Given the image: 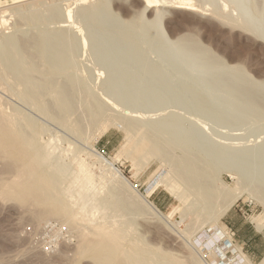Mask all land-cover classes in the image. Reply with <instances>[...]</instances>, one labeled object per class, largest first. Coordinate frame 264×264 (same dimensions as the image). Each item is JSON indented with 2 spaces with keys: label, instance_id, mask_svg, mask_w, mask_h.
<instances>
[{
  "label": "rangeland",
  "instance_id": "1",
  "mask_svg": "<svg viewBox=\"0 0 264 264\" xmlns=\"http://www.w3.org/2000/svg\"><path fill=\"white\" fill-rule=\"evenodd\" d=\"M14 1H17V0H0V10H1V8L4 9L5 7L8 9V6L10 5L9 7H12L10 9L13 10V11L12 10L11 11L13 13H15L16 10H17L16 8H18L17 5L19 7H20L19 4H21V3H22L21 4L22 6H25L26 4L30 5V3H32V1L35 2L36 0H27V3L25 1L24 3L23 2H20V3H14V5L11 4ZM39 1L40 0H37V2H35L36 4L35 3L34 4L32 3V4L37 7V4H39ZM49 1L50 0H41L40 3L42 5H44V7H45L46 5H48ZM89 1L93 5H97L98 3L99 4L103 3L102 4V8H103V6L105 8H103L104 10L103 9H100V11L101 12H105V10H106V12L104 14L100 12L101 14H100V18L99 19L101 20L104 17L103 19H105L104 21H105L106 24H104L103 20H101L100 22L102 24H104V28H105V26H108V27H106L107 28L106 30H108L109 33H107L106 30H105L106 31L105 32L104 29H103V30H101L99 32L100 34L98 33V35H97L98 38L99 37L101 38V40L99 39L100 42L99 43L97 42V43L100 44L101 42H103V46L104 47H103L102 52L104 51L105 53L104 52L103 53L105 55H107L108 57H109V55H112V54L114 55V54H117L118 53V54H120L119 56L117 55L119 57V59L122 56L124 60L122 58L120 60H122V62H125L126 64L124 63V65H121L123 63L120 64L121 61L119 59L116 60L118 57L116 58V56L114 57L113 55L111 56V59L112 60L109 58V63L112 64L114 62V60H116V62H117L116 63V66L117 67H120V68H123V69H120L119 68L121 71H126L128 69H131L132 71H134V70H136L138 68L137 71L141 70L142 72L140 71L139 73H142L143 75L146 74V76L148 75V73L150 72V70H152L151 71V73H152L151 76L148 75L149 78L150 77L152 78L153 76H154L153 78H155V75H153V74L155 72H158L159 71V70L151 69L152 67H154V63L157 64V65H155L154 68H157L158 67L160 69V71H163L161 73L158 72V73H160V75L157 73L159 75V79L157 81L155 80L157 83L153 80V82H155L156 84L153 86V90H151V91H149L151 89V87H150L151 85L150 84H152V82L149 83V81H151L150 80L151 78L148 79V77H147L146 78V79H148V81H147L146 79H144V76L142 74L140 75L139 73H138L137 76L140 75L142 77L139 76V81H137V80L136 81L139 82V83L141 82L140 85L135 82V79H138L137 76H135V79L132 78L134 80H132L131 78H128V79H131L132 80V81L129 80V82H128V79L127 78H123V77H121L120 79L118 78L119 81L122 80V82H124V79H125V82L124 83H122L121 81L120 82L117 81L118 79L113 80L114 81L113 83L110 80L111 82H109V83L110 84H113V85H114L115 82H117V83L119 82V84L122 83L120 86L125 85L124 86L125 89L127 88V86L130 87V89H131L133 87V83H134L135 86H137V87L134 86V88H132V91L135 90V89H140V90L145 89V90H147L146 93L143 92L145 90H142V91L137 90L138 92L135 91V92H137L136 95H134L135 94V92H134V94H133L134 96H132V93L133 92L130 93L131 90L128 89L125 92L123 91L125 93L124 95H122L123 92H120L117 95L118 97H122V99L120 98V100L122 102H124V103H126L128 101V104H131L132 102H134V103H132V105H134V104L135 105H138L137 102H138V100L141 99L140 101H142V102L139 101L138 102L139 105L144 104V106L147 105V107H148V105H150V104H148V102H151L152 104L148 108L151 109V110L153 108L154 111L152 110L153 111L152 112V111L148 110V108H147V110L150 112V114H154V115L147 116L146 119H145L146 121L143 119L144 122H146V123H148L149 121H157V122H159V121H161V120L164 119L163 120L164 122H162L161 126H163V128H165V129L167 127V131L165 129L164 130L166 132H168V129L170 128L171 129V130H169L170 136H171V133H172V130L173 129H174V131L177 130L178 133L176 134V137L178 136V138H180L184 143H186V142L189 143L190 142L188 144L189 146H187V147H190L191 146L188 149L191 150V153L190 154H192V155H193V153H197L198 155H200L199 152H203L204 149L207 146H209V144H212L213 145V143H210L209 142L211 140H214L213 142H214V144L216 146H219L218 144H220V147H218V148L215 145H213L212 147H215V149H216L215 151H217V149H219V148H220L219 151H221V149L224 150V151H222L223 153L220 152V153H222V156L225 153L224 154L225 156H227V157H229V158L232 159V160L230 159V162H228L227 165H229L230 163L233 162L232 164H233V167L234 168H238L239 167V169H240L242 167L243 170L242 169L241 170L244 172V174H246L248 176V178H251L252 177L249 180L248 179L245 180L247 178V176H246L244 178L245 181L248 182V181L251 180L250 182L252 183L253 182V179L254 178L257 179V177H258L257 180L254 179L253 184H251L249 182L247 184L248 186L246 184H244L245 186H243V187L244 188H247L248 190H251L250 191L251 193L254 192L253 195H255L256 198L261 197V195L259 196L258 194H261L260 187L262 185L264 187V181L260 179V178H263L264 177V172L262 173V171H264V170H262L264 168V166L262 165V164H264V161H263L264 160V155H263L264 154V152H263L264 151V148H263L264 147V143H263L264 142V139H263L264 138V104H263L264 102H262V101H264V89H263L264 88V44L258 42L255 37H256V35H258V36L261 35V37L263 36L262 38H264V0H192L193 2H195L196 5L198 4V6H202V8L206 9V11H204V13H206L208 15H203V16L200 15L198 12H190V11H185V10H175V9H172L171 6H170L171 8L169 6L168 7H164V6H167L168 4L167 5L166 4L165 5H162L161 4L162 3L161 0H158V1H160L158 3V4H160V6L157 4L154 7H151V8L146 9L145 11H142V7H141L142 0H101V1H104V2H101L100 0H94V1L92 0L93 3H92L91 0H89ZM28 2H30V3H28ZM70 2H72V0H70ZM79 3H80V1L77 2V4H79ZM28 5H26V6H28ZM73 6H78V5H74L73 4ZM10 9L7 10L3 14L0 13V16L2 17V18L0 17L1 18L0 21L2 20V21L5 22L3 25H2V23H3L2 21L0 23L1 24V27H2V28L0 27V37L3 36V34L1 35V33H3V32L5 33V31H7L8 34L9 33L10 34H15L16 33L20 38H24V39L25 38L26 39L29 38L30 39V38H32V36L35 35V31H36V34H37V32H39L38 30H40L42 32L43 31H47V30L48 31L49 30L50 31L54 30V28H50L51 26L53 27L52 24L50 26H48L49 28L47 27V24L44 21L46 19L44 17H42V16L39 17V18H42L41 20L39 18L38 19L36 18L35 21H34V25L36 26V24H37L38 27L37 26L34 27V25L31 24V23H28L29 25L28 24H25V23L22 24L23 22L21 23L20 20L18 19V15H17L18 13L17 12L15 13V15L12 14V13L9 14L8 11H10ZM107 10H109V11H107ZM75 12H76V9H75ZM106 13H107V15H106ZM7 14L10 15V16H8ZM77 14H76V17L78 18V21H80V23L83 21V24H82L83 27L85 25L87 27V22H86L87 19L86 18L84 19V17L79 16V13H77ZM102 14H103V16H102ZM5 15H7L6 18H5ZM13 15L15 17H17V19ZM114 15H116L118 17V19ZM112 16H114V17H112ZM79 17H81L80 20H79ZM105 17L107 19H110V20H107ZM115 18H116V20H114ZM154 18H156L157 20L154 19ZM5 19L6 20L9 19V20L6 21ZM36 20H38V21H36ZM133 20H134L135 23L133 22ZM42 21H44V22H42ZM114 21H116V24L115 25H114ZM118 21H120V22H118ZM144 21H145L146 24L144 23ZM150 21L151 22L157 21V22H153L151 24ZM6 22H7L8 25L6 24ZM35 22H37V23H35ZM125 22H126L127 25L125 24V26H124L123 23H125ZM227 22H229V23H227ZM117 23H118V27L121 30H124V29L125 30H124V33H121L123 31H121L118 28L119 29V33L116 34V37H115L116 40H114L115 38H113V40L116 41V42H114L111 39L112 37L110 36V29L113 28L112 25H114V27H115L117 25ZM133 23L135 24V26H134ZM156 23H158L159 25L156 24ZM241 23H242V25H241ZM237 24H239V25H237ZM17 25H18V27H17ZM109 25H111V27ZM120 25H122V26H120ZM131 25L134 26L133 27L134 30L132 29V26ZM148 25H149V27H148ZM19 26H20V28H19ZM154 26H155V30H154ZM251 26H253V27H251ZM44 27H46L45 28L46 30L44 29ZM121 27H123V28H121ZM125 27H127L128 30ZM139 27H141L140 28L141 30H139ZM243 27H247L248 30L250 29L249 30V33L251 35L250 34H247V32L245 33V31L243 30ZM21 28H23L24 30L21 29ZM108 28H110V29H108ZM143 28L146 29V30H143ZM149 28H151V30ZM56 29L57 28H55V30ZM84 29H86L85 32H87V28L84 27ZM137 29H138V31H137ZM2 30H3V32H2ZM18 30H20V32H22L21 34H23L24 36H22L21 34H19L18 33ZM25 30L26 31L28 30V31L26 32ZM129 30L133 33L132 34L130 32L132 35L129 34ZM153 30H154V32H153ZM252 30H254V31H252ZM126 32L129 35H127ZM252 32L255 35L252 34ZM143 34L144 35L146 34L145 37H144ZM4 35H7V33H5ZM27 35H29V37ZM107 35H109L108 36V38L110 37L109 39L106 37ZM142 35H143V37H142ZM147 35H150V36L147 37ZM152 35L155 36V38ZM157 35L159 36V38L160 37L161 38L160 39L157 38L158 37ZM119 36H120V38H119ZM126 36L128 38L131 36L130 37L131 39L134 37V39H132V40H135V41H131L130 38L127 40V37ZM135 36H137V37H135ZM138 37L140 39H138ZM178 37L181 40H178ZM98 38L96 39L97 41H98ZM92 39H93V36H92ZM150 39H152V40H150ZM158 39H159V42L160 43L162 42L165 45L163 46V44H160L158 42ZM185 39H192L191 41L197 42V43L194 42L195 45H196V49L198 50V52L196 51V53L199 54V52L201 50V53L202 52L205 53V56L206 57H204L203 54H202V56H200L201 53H200V55H197L195 53V51H193L194 54L192 53L193 57H192L191 54L190 55L188 54L190 56L189 57L186 54V52L189 51L187 49H190V48L185 47L186 44L183 43V41ZM91 40H89V44H97V43H95L96 42L95 39H93V41H91ZM109 40H111V41H109ZM118 40H120V41L118 42ZM153 40H156V41H153ZM128 41H129V43H128ZM148 41L150 42V44L148 43ZM165 41L168 42V43H166ZM113 42L114 43L123 42L124 44L126 43L125 46H124L125 48H123V44L122 43L119 44V46H118V44H112ZM142 42L145 43V45L144 44L142 45ZM153 42H154L155 45H153ZM133 43H135V46H134ZM108 44H110L111 47ZM177 44L180 45V46H177ZM183 44L185 45L183 47L186 48V50H183V47H182ZM136 45L138 46L139 50L137 49V46ZM147 45H149L151 47H149ZM152 45L154 47L153 49H151L152 48ZM199 45H201V46H199ZM155 46H157L156 47V50L157 51H158V48L160 50L158 53H157V51L155 52ZM162 46L163 47L168 46L170 48L175 46L176 49L179 48L178 49L179 51L176 50L175 48H172V49L175 50V52H174L173 50H171L168 47H165V49H166L165 50V49H163ZM197 46H199V47H197ZM134 47H136V48H134ZM200 47H202V48H200ZM203 47L205 48V51L203 50L204 49ZM126 48H127V50H126ZM145 49L147 51H145ZM88 50H86L85 56L84 55H81V53L80 54H77V53L75 54L74 53L76 56L72 55L73 56L72 57L73 61L76 62L75 60H77V62L74 63L72 61L74 65L72 66L71 71H73V72H75L77 74L83 73V74H80V75L81 76L84 75V79L80 75L78 76V78L80 80L79 81V85L80 86L82 85L81 86L82 88L79 86L80 88L78 87L76 89V91H75V89L73 90L74 93H72V95H71L72 97H70L71 98V102L73 103L72 104L73 106L72 105L70 107L68 106L69 108L64 107L62 110H61V107L57 106V104H58L57 102L59 101L58 99L60 98V94L59 93L54 92L53 94L47 95L48 97L50 96L49 98H53V99H49V98H47L46 95H43L44 97H42V101L43 102L45 101V103H42V104H44L45 107H41V109H40L38 107V105H36L37 104L35 102L36 100L35 101L34 100H31V99L30 100H27L28 98L26 99V98L23 97L24 96L23 93L25 91L24 90L25 89V85L23 83H21L22 82V80H21L22 78L21 77H18L17 78L14 75L12 76L11 74H9V75L6 74V73L4 74V72L2 71V69H0V109H1V114H2V115L0 114V125L3 126V128H4V125L6 126V123L4 122L5 121L4 119H7V118L13 119L12 122L15 125L12 124L14 127L12 125L11 126L13 127V130L14 131L17 130L18 132H15L14 133L13 130H12V135L19 136L18 134H21L22 133V135L30 137L31 140L34 142V144L36 143V145H37L39 143L38 145H39V147L40 146L41 147L39 148L38 152L40 154L45 153L44 154L45 156H48V157L50 156L49 163L43 164V168L48 173H53V172L56 173V178L55 179L58 181V182L56 181V185L57 186L59 185L56 188H58V189L61 188L62 190H65L69 185H71V186H69L70 188H67L64 191L66 193V195H65V193H62L64 195H62L60 193L62 196H65V197H63V199L64 198L67 199V200L64 199L67 202L68 199H69V196L71 197L72 194L74 196V193H75V195L77 197H79V199L78 198L76 199V200H78L77 202H79V201L80 202L77 205L75 204L77 207L75 205H73V207H75V208H73V210L74 211L76 210V212L77 213L79 212L78 214H81V215L82 214H84V215L88 214V216H92L95 219L94 220L91 217L90 219L93 222L91 220L89 222L88 220H86L88 217L87 218H84L85 221H86V223H84L85 221L82 222L81 220L80 221L78 220L80 223L77 220L76 221L75 220L74 221L72 220L74 222V223L72 222L73 224L72 223L66 224L68 222H66V221L64 222V217L65 216L62 218L61 215H59V214H57V215H59L60 217L57 216V215H56V217H55V215H53L51 217L41 216V218L38 219V213L40 211L42 213L45 212L44 211V210H46L45 208H43L44 210H41L42 208L39 210V208H40L39 206H41V205L38 204L37 202L35 204V201L34 200H32V202H31V200L29 201L27 199V201H26V200L23 199V201H22V200L18 199L15 196H9L7 194V190L11 186V183H10L11 180H14L15 179L14 178L15 175H18V173L20 172V169L22 171V169L24 167H19V166L22 165L21 162H19V161L18 162L13 161L12 158L8 157L9 154L7 153V151H5L4 149H1V147H0V264H106V263L118 264L117 263L118 262V259L121 256L120 255L118 257V255L121 254V253H124L122 251H120L121 253L118 252L119 254L117 253V255L115 257H113L114 259L113 258L112 259H109L111 262L110 261L109 262H106L107 261L106 260L105 262H102V263L101 262H97V260H95L93 258V256H91V255L90 256L87 255L88 256L87 257L86 255L78 254L80 252L78 251V244L77 243H79V242L81 243L83 240L86 239L85 237H88V236L91 235L90 234V230H89L90 229L89 227H90L91 222L92 223H95V222H97V223H102V222L106 223V222H110V221L112 222V224H114L117 221H118V224H119L120 221H121L120 225L124 223L123 224L124 226H122V225L121 226L124 227L125 231H127V233L126 232L125 233L128 236V239H130L132 237L130 240H132L134 238L137 242L140 241V243H142V244H143V242H145L144 244H145V246H149L148 248L147 247L146 248L149 251L151 250L150 252H152L153 250H156V251H153L151 253V255L149 254L151 257H153V258H150V259H153V260H151V262L154 263V264H156V263H158V264H165V262L169 259V257L171 259V261L169 262L170 264H175V263L177 264L178 262H180L181 264H195L196 263L195 261H197V262L200 261L199 263H201V264H228V263L229 264H231V263L238 264L237 263V260L233 259L234 257H232L234 255H231V254H229L227 256L225 255V253H226L225 248L226 247L225 248H222L221 247L223 250H225L223 253H222V251H221L220 248H216V251H217L218 255H217L216 260H214V261L211 259V257H209L208 254L210 252L206 250L207 248H205V249L203 248V251H202L203 254L199 251V247H198L199 244H203V242L205 243L208 240L209 236L212 235V230L210 229L209 226H207L208 225V223H207L208 220L206 218V214H203V215L201 214L202 212H204V210L206 209L207 206L204 203H203L204 205H202V202L201 201H198L193 196V194H191L190 192L189 193L192 195V196H190V198L192 200L189 199V197H188V195H190V194H187V197H188L187 198V201L184 200V203L180 201L181 204H180L179 200L175 199L172 196V194H170L165 189L164 186H158L154 191L148 193L147 198L150 201H152L161 210V212H163L166 215H170V213H172L170 215V224H171L170 227H173V228H171L173 230L172 231L171 229L168 228L170 224H168V226H167V223H165L163 221L159 222L158 220H155L154 218H151V216H148V215H145L144 213H142V211L140 210V207H138V205H136L137 198H136V200H135V198L133 199V197H135L136 194H134V196L132 194H130V196H129V193L130 192L128 193L126 190H123V188L120 187V189H122V191H124V192H121V190L118 188L119 184L118 185H115V183H117V182L116 181L114 182V180H113L114 184H113L112 181L110 182V180L112 178L109 175H108V177H110L111 179H109L107 177L105 179V176H104L103 172L100 171L99 168H97L95 166H92V168L90 167V171H91V173H93V183H92L93 185L88 186L87 190H89V192L86 190V188L83 189L85 191H81L82 189L80 190L78 188V186H77L76 183H75L76 185L72 183L73 177H74V175H73L74 173L73 172H75L74 171V169H75V164H74V160L75 159L74 158H76V157L74 155L77 156L76 159L81 158L83 161H85V163L91 164V162L93 161V159L87 154V153H90V147L91 146H93L100 153L101 152H105V154H102V153L101 154L105 158H107V159L114 158L116 155H119L121 161L120 162H117L116 163V166L121 170V172L125 175V177L128 178L135 185L138 193L141 194V195H146V192L148 191L149 185L151 183H153L155 180H157L159 177H162L164 175H167L170 178H171V176L174 178V176L176 174L173 173V172L178 170V168H176V165H175V163H176L175 162L176 161L175 159H177V157H178L177 155L178 154L174 150H169V149L168 150L165 149L166 151L165 150H162L163 151V152L161 151L162 153L158 152V155L160 154V156H158V155L156 156L155 155L153 158L150 157L151 159L149 158V161H146L145 158L142 159L141 157H139L140 159L137 158L136 160L134 158L129 157L130 154L128 152L124 153L123 150H120L121 145H122L123 133H122V131L118 130L116 126H114V127L111 126L108 129H106L104 132H100V131L99 132H96V135L95 136L92 135L94 133V130L96 129V125H98L99 122L101 121V118L100 117H96V116H92L90 110H91V106H92L93 102L96 101V98L99 97L98 91H101V87L105 83L103 79L102 80H96V79H94V75L92 74V72H94L93 70L95 69L96 65H98V64H99L98 65L99 67H102V66L105 67V65H108V60H107V57L105 55L103 56V53H102L101 55L103 56V60H101L102 58H100V60L102 62L104 61V64H105V65H102V62L98 58V56L100 55L101 51L98 54L95 52V54L98 55V56H96V55H94V54L91 53V52L94 53V50L93 51H91V49H88ZM150 50H151L152 53L149 52ZM153 50H154L155 53L153 52ZM109 51L111 53H109ZM139 51H141V52H139ZM172 51H173V53H172ZM176 51H178V52H176ZM210 51H211V53H210ZM180 52H184L185 54L184 53L183 54L181 53V54L184 55V56H186V57L188 56L187 59H189V60H187V59L186 60L189 61V63L192 62V60H194L193 61L194 63H190L189 64L190 66H192L193 64H196L198 62V65L196 64L197 65V67H196L197 69L195 67H191V68H193V70L192 69L189 70L188 68L185 69L186 68V65H187V67H189V66H188L187 62L184 60V58H186V57H183L180 54ZM191 52L192 51H190V53ZM131 53H133V56H132ZM135 53H136V55H137L138 58L135 56ZM139 53H142V56L141 57H140L141 54H139ZM177 53L180 54L181 57H183V59L180 60L181 57L179 55V57H180L179 58L178 55H177ZM172 54H174V56H176V57H173ZM206 54H208V55H206ZM211 54H214V56L215 55L216 56L214 58H212L213 55H211ZM79 55H81V56H79ZM101 55L99 57H101ZM143 55H145V56H143ZM168 55H169V57H168ZM77 56H78V58H77ZM131 56L133 57V59H134V56H135V59L136 60L135 59H134V61L132 60L134 63L130 62L131 61ZM207 56L209 58L211 57L210 58L211 59V63H210V59ZM83 57H85L86 59L83 58ZM104 57H106V59ZM143 57L144 58L147 57L148 59L147 58L144 59ZM170 57L177 58V59L179 58L180 65L177 64L178 62L175 59L176 61L175 60L173 61V63L174 62L175 63L174 64L173 63H170V66H169V63H168L169 60L168 59ZM200 57L201 58L204 57V61L202 59L203 62L200 61V63H199ZM192 58H194V59H192ZM217 58L220 59V62H222L221 60H223V62L222 63H219V59H217ZM138 59L142 61V64H141V62L139 63L141 66L140 65H136V63H138V62L135 63V61H137ZM110 60H111V62H110ZM145 60L148 61V64L150 63L149 61H153V62L148 65V64L145 63ZM171 60H170V62H171ZM195 60H197V62H195ZM156 61H157V63H156ZM163 61H166V62L163 63ZM180 61H182L185 64V66ZM205 61H208V63L205 62ZM106 62H107V64H106ZM159 62H160V64H159ZM217 62H218V64H217ZM77 63H79V64H77ZM128 63L130 64V66H127ZM213 63H215V65L217 64L216 65L217 67L220 66L218 68V72L221 71L220 74H222V73L224 74V72L226 74H229V75H226L225 74V76L228 78V80H229L228 82L229 83H231V81H232L231 84H229L228 82H226L227 78L225 76H223V75L221 76L219 73L216 72L217 69H215V68L213 69L212 68V67H215V65ZM85 64H87V65H85ZM158 64L161 67L162 66H164V67L160 68V66H158ZM172 64H173V66H172ZM175 64L181 67V71H180V69H178V72L180 71V75H181V72L183 73V75H181L182 78H180L181 76H179V73L177 72L176 67H178V66L174 67ZM199 64H201V66H199ZM209 64L210 65L211 64L213 65V66L211 65L212 66L211 67L212 70H214V71L216 70L215 72L211 70V73H213V75L211 74L212 76L210 75V72H208L209 76L207 74V71L210 70L209 69V66H210ZM229 64H231V65H229ZM233 64H236V65H238V64L241 65L242 64L241 65V68H242L243 71H241L238 67L235 68L236 65H233ZM147 65L149 66V68H148ZM150 65H153V66H151V68H150ZM221 65H222V67H221ZM227 65L229 67H226ZM98 66L96 68H98ZM145 66H147V68H146L147 70L149 69L148 71L145 69ZM140 67H142L143 69L140 68ZM168 67H170L171 72H170V70H169ZM180 67H178V68H180ZM203 67L204 68L206 67V68L204 69ZM76 68L78 69L77 71H76ZM84 68H86V69H84ZM133 68H135V69H133ZM172 68H173L174 71L176 70L175 72L177 74L176 73L175 74L178 75L177 76L178 82L175 79L176 78V75L174 74ZM182 68L184 70H186V71L187 70L190 71L188 73H190L192 75H190V74L188 75V73L184 74L185 71L183 72V69ZM167 69L169 70L170 74L173 72L172 75L174 77L171 76L169 74V72L167 73V71H168ZM90 70H91V74L89 73ZM194 70L195 71L197 70L196 72H198V73H196ZM205 70H206V72H205ZM223 70H228L229 73L226 72V71L222 72ZM233 70L235 71V74L236 73H238V74H236V75L233 74ZM238 70H240L243 73L239 72ZM145 71L148 72V73H146ZM153 71H154V73H153ZM201 71L202 72H205L207 75L205 73H202ZM230 72L232 74H230ZM134 73H135V71H134ZM166 74H168V77L170 79H167V80L165 79V78H167V75ZM199 74H202V75H200L202 77H200ZM214 74H216V75H214ZM239 74H242V75H239ZM158 75H157V77H158ZM184 75L187 76V78ZM194 75H195V77H193ZM161 76H162V78H161ZM203 76H206V78L203 77ZM218 76H220L221 78L219 79ZM233 76H236V78L234 77V79H233ZM12 77H13V80H12ZM222 77H223V80H224V78H226V80L222 81ZM241 77H243V78H241ZM245 77L246 78L249 77V78L247 80H245ZM19 78H20L21 81L18 80ZM80 78H82V80ZM160 78L162 79L163 82L168 83V85L166 83H163ZM179 78H180V82H179ZM200 78H201V80H200ZM210 78L211 79L213 78V79L211 80ZM239 78L240 79H243V81L240 80ZM85 79H87V80L85 81ZM90 79H92V80H90ZM141 79H144L145 81H147V82H145V84L147 83L149 86L147 84L144 85V80L142 82ZM155 79H157V78H155ZM190 79L191 80L194 79L195 80V81H193L194 83L192 81H190ZM204 79L205 80L207 79V81H205ZM182 80L185 81V84H183L184 82ZM187 80H188V82H187ZM248 80L251 83L250 82H247ZM174 81H175V83H173ZM14 82H15V85H14ZM18 82H19V84H18ZM170 82H172V84ZM198 82H199V84H198ZM233 82L234 83L236 82V84H238V85L240 84L242 86H239V87H238V85L235 86V84ZM208 83H210V84H208ZM215 83H216V85H215ZM227 83L229 84V86L230 85L231 86L229 87L227 85ZM241 83H243L244 85L241 84ZM247 83L248 84L250 83L252 85L249 84L250 85L249 86ZM255 83H256V85H255ZM257 83H259V84H257ZM159 84L162 85V87ZM165 84H166V87H168V89L166 87H164ZM176 84H179V85L177 86ZM186 84H188V86L191 89L189 87H187ZM194 84H195L196 87L193 86ZM96 85H97V87H96ZM116 85L119 86L118 84H115V86ZM141 85H143V86H141ZM169 85H172V86H169ZM173 85H175L176 87L173 86ZM207 85L212 86V89L213 90L212 89H208L209 87ZM246 85H248V87ZM22 86H24V88H22ZM138 86H140V87L138 88ZM179 86H180V88L182 87L180 90L183 89V91H181V93L179 92V89H178ZM197 86H199V88ZM200 86H202L201 88L205 89V91H206V88L205 87H208L207 88V91H206L207 92V95L210 94V95H208V97L213 96L215 98L214 99L212 97V99L210 101L216 100V102L218 104L217 103H214V102H211V103L214 104V105L215 104H217V105L220 104L219 106L221 107V109H218L219 108L218 106L215 107L211 103H210V105L213 106V109L215 107L216 110H220V112H218V111L216 112L215 109H214V111H213V109L212 110H209V109H211V106H209V107H206V108L211 113L209 111H207V109L205 110L204 108H202V111L203 110L205 111V112L203 111V114H202V111H200L199 107L202 106L201 103H203V102L201 101L200 102L201 105L198 107V105L195 104V103H197V102H195V101H197V99L195 98L196 99L195 100L194 98H192L195 95L196 97H198L199 100H200V98L202 100L203 96L206 95L205 94L206 92L204 93V90L202 92V90L200 89ZM163 87H164V89L166 88L165 90H168V91L164 92L165 90H163ZM172 87L175 88V89H178V91L177 90H173V91H175V92H173L174 96L176 95L175 93H177V98L182 99V101H184V97L186 96L185 97V99H186L185 100V103H187V104H184V102L182 103L181 100L176 99L175 97L173 98V100L171 99V96H173V95H171L172 94V92H171L172 89H170V88H172ZM193 87L195 88L194 91H193ZM214 87H217V88H214ZM249 87H250V89H249ZM251 87L253 89H255V90H253ZM196 88H198V89H196ZM225 88H227L228 90L225 89ZM236 88H238V89H236ZM244 88L247 89V92H246L247 94L251 93L249 95L245 94L246 97L247 96L250 97V98H247L248 100L245 99L246 98L244 96V93L245 92L242 94V91L245 90ZM187 89H188V91L186 92ZM92 90H93V92H92ZM158 90H159V92H158ZM189 90H191V91L189 92ZM208 90H210V91H208ZM216 90L218 92H216ZM220 90H222V92H220ZM152 91L156 94L155 95V94L152 93L156 99L153 97V95H150ZM160 91H162L165 96L163 95L162 92L160 94ZM169 91L171 92L170 97H169V95L166 96L169 93ZM227 91H228V93H227ZM139 92H141V94ZM142 92H143V94H142ZM201 92L204 93V94L202 95ZM208 92H210V93H208ZM256 92L257 93L259 92L260 95L257 94ZM128 93H129V95H128ZM148 93H149V96L150 97L147 96ZM182 93L184 94V96H182L183 95ZM186 93H188V94L190 93L189 95L190 96L193 95V96L190 97ZM222 93H224V94H222ZM231 93H233V94H231ZM179 94L183 98L180 97ZM198 94L200 96L201 95L202 96L200 97V96H198ZM228 94H230V95H228ZM51 95H52V97H51ZM127 95L128 96L131 95V97L126 98ZM142 95L145 97V100L147 99L146 101H143L144 100L143 97L141 98ZM160 95L161 96L163 95V96L160 98ZM252 95H254L253 97H257L259 95L260 97L258 96V99H256V98H253ZM55 96H57V97L54 98ZM95 96H96V98H95ZM151 96H152V98L155 101L151 98ZM234 96L237 97V98H235ZM62 97H63V93L61 95V99H62ZM134 97H136V98L134 99ZM225 97H229V99L231 97H234V99L232 98V99H230L229 102H227V99ZM251 97H252V99H251ZM125 98L128 99V100L127 101L126 100H123ZM131 98L134 101H130ZM162 98H163V100L166 99L167 101L166 100L163 101ZM221 98H223L226 102H224V100H222ZM242 98H243V100H242ZM55 99H57V101ZM158 99H159V101H157ZM219 99H221V100H219ZM249 99H251V100H249ZM152 100L154 101V104H153V101ZM188 100L192 101L193 103L190 102V101H189L190 103H188ZM199 100H198V103H199ZM252 100L254 102L257 101V100L258 101L255 102V103L252 102V104H250L249 106H252V105L256 104V105H254L252 107L255 108V109L258 107L257 108L258 111L261 110L260 112L263 114V115L260 114V112H259V114H254V115H256V117L258 116L257 117L258 119L255 116H253V113H250V114L248 113L247 114V112L244 110V108L246 110L249 108L248 104L251 103ZM129 101H130V103H129ZM173 101H176L178 103L181 101L180 104H179V106H182V104H184V106L185 105H187V106H186V108L185 107L180 108L179 106H177L178 104L176 105L175 104L176 102H173ZM231 101H232V103H231ZM239 101L242 102V103H244V105L243 104L241 105V103ZM34 102H35V104H34ZM52 102L53 103L56 102L57 104L56 103L53 104ZM144 102L145 103L147 102L146 105H145ZM261 102H262V104H261ZM166 104H167V106H166ZM189 104H190V106L194 104L193 107L195 109L192 106H191V108H189L190 107V106H188ZM245 104H246L247 108L245 107ZM49 105H51V106L49 107ZM153 105L158 106V107L155 108V106H153ZM172 105H174V106H172ZM221 105H223V107ZM233 105H234L235 108L233 107ZM33 106H35V108ZM160 106L163 107V108H161L162 110H160V108H159ZM169 106L172 107V108H170ZM175 106H177L179 108L177 109V107H175ZM227 106L230 107V109ZM196 107H198L197 109L199 110V113L196 112V111H198L196 109ZM202 107H204V106H202ZM226 107L228 109H226ZM242 107H244V108H242ZM2 108L3 109L5 108L6 111L3 110ZM43 108H45V109H43ZM48 108H49V110H48ZM157 108H159V109H157ZM222 108H224V111L226 109V111L224 112L222 110ZM190 109L191 110L194 109L193 113H192V111ZM170 110L173 111V112L176 111V113L179 111L178 112L179 115H176V113L171 112L173 114H171L170 116H168L169 115L168 112H170ZM243 110H244V112H243ZM236 111H237V114L234 113ZM54 112L56 113V116H54L55 115ZM195 112L198 113L199 115H197ZM212 112L214 114L215 113L216 114L213 115ZM239 112L240 113H243V114H240ZM189 113H190V115H189ZM220 113H221V115L222 114L224 115L226 113V115H224L225 117L229 115L228 117L225 118L227 120L229 119V121L226 120L228 122V124L225 121L224 116H221V115L219 116L218 115L217 117H219V119H216L217 117L214 118V116H216L217 114H220ZM232 113H233V115H232ZM174 114L176 115L175 118H178V119H175L174 118V120H173V118L171 116L173 115V117H174ZM209 114H210V116H209ZM238 114H240L242 118ZM246 114L248 116H246ZM13 115H14V117H13ZM65 115H67V116L65 117ZM192 115H194L196 117H194ZM204 115H207L209 117V119H208L207 116H204ZM212 115H213V117H212ZM163 116H164V118H163ZM178 116H180V117L183 116L184 119L182 117L181 118L183 119V121L184 120L185 121L183 122L182 119L180 117H178ZM236 116H239L240 119H239V117L236 118ZM91 117H93L94 120ZM155 117H156V120H155ZM169 117H171L172 119L170 120ZM210 117H212L211 119L213 121H210L211 120ZM234 117L237 120L236 119L233 120ZM262 117H263V119H262ZM1 118H3V119H1ZM196 118H198V119H196ZM9 119H8V121H9ZM59 119H61V120H59ZM204 119H206L208 123ZM238 119L239 120L242 119L243 121L241 120V122L239 123V120ZM2 120L4 122V125H3V122H1ZM27 120L30 121V122L28 121L29 123H31L33 121L34 122L36 121L35 123L33 122L34 125H35V127H36V129H35V133L37 134L36 136H35L34 132L32 133V131H34V129H32V130L30 129L31 131L30 130H27V128H29V126H28L29 124H28ZM165 120H167V121H165ZM169 120L171 122L173 121V123H171L173 125L170 124L168 126L167 124H165L167 122L170 123ZM177 120L179 122L181 121V123L177 124V122H178ZM214 120H215V122H217V124L214 122ZM245 120H247V121H245ZM202 121H203V123H202ZM218 121H219V123L220 122L222 123L223 121H225V122L223 124H219ZM187 122L189 123L188 126L186 124ZM210 122L212 124L213 123L214 124L212 125ZM159 123H161V122H159ZM193 123H194V125H193ZM176 124L179 125V126L182 124L183 126L182 125L181 126L183 128H185L186 131H188V129H187L188 127H189V130L190 129H192V130H191V132L188 131V133L185 131V129L183 131H181V129H182L181 126H180L181 129L178 127V129H180V130H178L177 127H176L177 126ZM230 124H232V125H230ZM235 124H236V126H235ZM8 125H9V123H8ZM221 125L222 126L224 125L225 127L224 126L222 127ZM233 125H234V127H232ZM26 126H27V128H26ZM171 126L173 127V129L171 128ZM174 126H175V128H174ZM91 127H93V128H91ZM5 128H7V127H5ZM198 128H202V129H199L200 132H199ZM219 128H221V129H219ZM223 128H224V130H223ZM225 128H227V129H225ZM231 128H233V129H231ZM21 129L24 130V131L22 132ZM26 130L28 132H26ZM179 131H180L181 134L179 133ZM195 131L197 132V134H196ZM89 132H90V134H89ZM182 132H185V133L183 134ZM220 132H222V133L220 134ZM190 133H192L193 135H189ZM204 133H205V135H204ZM215 133H216V135H215ZM238 133L241 135V137H240V135ZM9 134L7 133V135H9ZM32 134L34 136H32ZM165 134H167V133H164L163 136ZM179 134L181 135L180 137H179ZM243 134L247 138L246 137L243 138ZM4 135H6V134H4ZM183 135H184V137L187 135L185 137V139H184ZM197 135L198 136L200 135L199 136L200 138H198L199 141L200 140L201 141L203 140V141L202 142L200 141L199 143H196L195 145H193L195 143L194 141L198 142V140H197V137L198 136ZM222 135H224V137L226 136L225 138H228L227 135H229V137L231 138V135H232V138H234L233 139V142H232V140H230V138H229V140H226L225 138L222 137ZM235 135H238L240 138H238V136H235ZM247 135H249V136H247ZM167 136H169V135L167 134L165 137H167ZM202 136L203 137H206V138H203ZM216 136H219L220 138L222 137L221 140H220L219 137H216ZM255 136H257V137H255ZM165 137H164V139H165ZM181 137H183V138H181ZM253 137H255V139ZM192 138H193V140H192ZM209 138L211 140H209ZM167 139H170V137L169 138L167 137ZM183 139L186 140V141H184ZM216 139H218V140H216ZM235 139H238V140H235ZM239 139H241V140H239ZM253 140H254V142H252ZM256 140H257V142H256ZM260 140H261V142H260ZM262 140H263V142H262ZM206 141H208L209 143L208 142L206 143ZM243 141H244V143H243ZM231 142H232V144L230 145ZM258 142H259V144L257 145ZM201 143H202V145H201ZM45 144H46V146H44ZM198 144H200L201 147H200L199 151H198V149H196V152H195V148H199ZM203 144H204V146H203ZM244 144L247 145V146H245ZM228 145L230 147H232V148H230L231 150L230 149H227V148H229ZM234 145H235V147H234ZM236 145H237V147H236ZM243 145L247 149L250 148V145H251V148L248 149L250 151V154L251 155H249L248 151L246 150V148H244ZM253 145H254V147H253ZM262 145H263V147H262ZM226 146H227V148H226ZM255 146H257L259 148L262 147L261 148L262 151H260L259 148H256ZM210 147H211V145H210ZM238 147L239 148L241 147V148L239 149ZM236 148H238L240 150V152ZM242 149H244V150H242ZM251 149H252V151H251ZM190 150H188V151H190ZM206 150H208V148H206ZM228 150H229V152H228ZM241 150L244 151L245 154H241V153H244ZM254 150H256V151H254ZM2 151H4V152H2ZM219 151H217V152H219ZM232 151L233 152L234 151H237L238 153L235 152L237 155H235L234 153L231 154ZM253 151H254V153L256 152L255 153L256 156L254 155ZM188 153L189 152H187V154ZM203 153H205V152H203ZM203 153H201V154H203ZM252 153H253V155H252ZM258 153H260L259 156L261 157L260 159L262 161H258V163L256 164V160H260L259 157H258ZM78 154H79V157H78ZM172 154H173V158H172ZM218 154H216V155H218ZM230 154H231V156H230ZM238 154L240 156H238ZM72 155L74 156L73 158H72ZM174 155H176V156H174ZM51 156H52V158H51ZM219 156H221V154H219ZM246 156H248V157L246 158ZM146 157H148V155ZM216 157L218 158V156H216ZM238 157L241 158V160ZM71 158L74 159V160H72ZM170 158H172V159H170ZM229 158H228V160L226 159V162L229 161ZM254 159H255V161H253ZM221 160L223 161L222 162L223 164L226 163L225 160H223V158L220 159L219 161H221ZM72 161H73V163H71ZM144 161L146 162V164H145ZM216 161L218 163V160H216ZM250 161H253V164H250V163H252ZM135 162H138V165L140 163V165L139 166H137V165L135 166L134 165ZM247 162H248V164H247ZM254 162H255V165H254ZM259 162H261V163L263 162V163L260 165ZM17 163H19V164L17 165ZM171 163L174 164V165H172ZM245 163L248 166H251V165L255 166L256 168H258L259 171L262 170L261 173H259V175L262 174L263 177H261L259 175L258 176L256 175L259 171L257 169H255V167L252 166V167H249L248 168L247 165H245L246 166L245 167L244 166ZM47 164H50V165H47ZM236 164H237V166H236ZM241 164H243V166ZM170 165H172V167ZM45 166H47V167H45ZM140 167H142V168H140ZM170 167L173 168V169H171ZM260 167H261V169H260ZM138 168H140V169H138ZM169 168H170V171H169ZM46 169L49 170V171H47ZM249 169L254 170V171L257 170V172L255 171L256 174H255L254 171H253L254 174L251 173L252 172L251 170H250L251 172H248ZM245 170H248V171H245ZM26 171H27V169H26ZM168 171H169V173H172V175L171 174L169 175ZM237 171H238V169H237ZM23 172H24V169H23ZM70 172H72L73 174H71ZM243 172L242 173L241 172L239 173V174H242L240 177H242L244 175ZM246 172H248L252 176H249V174L246 173ZM55 173L53 174L54 176H55ZM166 173H168V174H166ZM99 174H100V176H99ZM106 176H107V174H106ZM71 177H72V179H71ZM211 180H213V178ZM214 180H216V177L214 178ZM218 180L219 181H224L230 187H233L234 186V182L236 183V180L233 179L230 174L224 172V173H222V174L219 175V177L217 178L216 181H214L216 183L215 185L213 184L214 183L213 181H212V183L210 181L211 185H213L212 188L214 189V191H215V189H218ZM254 183H258L256 185H259V188ZM95 184H97V185H95ZM56 185L54 184V186H56ZM72 185H73V187L75 185L76 186L75 187L76 189H74L72 187ZM179 185H180V190L182 188H183V190L185 189L184 188V185H181V183H179ZM252 185H253L254 190L252 188ZM92 186H94V187H92ZM91 187L93 189L92 191H91V189H89ZM117 188H118V190H117ZM187 189H189V188H187ZM62 190H60V191L62 192ZM68 190H70V191H68ZM72 190L75 191V192L73 193ZM190 191H192V190H190ZM69 192H70V194H68ZM76 192H78V193L76 194ZM84 192H88V194L87 193H84ZM216 192H220V191H217L216 190ZM258 192H260V193H258ZM83 193H84V195H82ZM186 193H188V192H186ZM78 194H79V196H78ZM80 195H82V196H80ZM73 196L69 199V201H71V200L73 201L76 198V196H74V197ZM131 196H133V197H131ZM128 197H129V199H128ZM130 197L133 200L131 199V201H129L130 200ZM112 198H114V199L112 200ZM126 198H127V200H126ZM107 199L109 201H111V204L113 203V201H114L113 204H116L115 201L116 202L118 201L120 203L122 202L121 203L122 206L119 203V206L116 209H114L111 206L110 202ZM194 199H195V202H194ZM76 200L74 201L75 203H76ZM72 201H71V203L73 204ZM190 201H192V202H190ZM29 202H31L33 204H30ZM82 202H83V205L86 208L83 207ZM186 202L187 203L189 202L188 203L189 205L191 203L193 205H190L189 206ZM71 203L69 202V205ZM107 203L110 204V206L113 208V210H108L110 206ZM185 203H186V205H185ZM72 204H71V206H72ZM102 204L103 205L105 204V206L103 207ZM37 205H39V206H37ZM133 206H134V208H133ZM203 206H206V207H203ZM41 207H43V206H41ZM79 207L82 210H80ZM118 208H120V210ZM231 208H235L237 210L239 209L240 210L239 211L240 214H244V216L249 221L254 216H263L264 217V206L261 205V203H259L258 201L252 200V199H248L245 196L239 198ZM100 209L101 210L104 209V212L103 211H99ZM116 210H119L120 212L119 211L117 212ZM136 210H138V211H136ZM82 211L83 212L85 211V212L83 213ZM87 211H89V212H87ZM115 212H116V215H115ZM100 213H102L103 215L100 214ZM140 213H142V214H140ZM103 216L106 217L107 219H105ZM107 216L109 218H110V216L111 217L114 216V217L113 218H110V219H112V220H110ZM203 216H205V218H203ZM223 217L220 219V222H219V225L220 226H223L224 225V223H223ZM97 218L100 219V220H98ZM104 219L106 221H103ZM113 219H115L116 221L113 222L114 221ZM127 223L129 224V226H126ZM201 223H202L203 227L201 226ZM81 224H84V225H81ZM108 224L109 223H107V225ZM115 225H116V223L114 224V226ZM198 227H199V230H198ZM224 227H225V225H224ZM195 229L197 230V232L194 231ZM84 230L85 231L88 230V231L84 233ZM128 230L131 231V232H129ZM184 230L185 231L187 230V231L185 232ZM226 230H227V228H226ZM82 231H83V233H82ZM183 232H185V233H183ZM188 232H191V233L188 234ZM260 232L264 235V230L263 231H260ZM81 233H82L83 236L80 235ZM87 234H88V236H87ZM129 234H130V237H129ZM185 234H188V235H190V234L193 235L194 234V235H193L192 238H190L191 236H188L187 235V237H189V238H187ZM80 237H81V239H80ZM90 237H88V238H90ZM234 238H235V235L231 237V242L235 246L241 248V250L246 253V255L249 257V259L252 261V263L258 264V262H260V260H262L264 258V257H261V258L250 257L249 254L246 252V250H247L246 246L244 247V246H241V245L237 244L235 242ZM186 239H187L188 242L186 241ZM79 240H81V241H79ZM198 241H199V243H198ZM225 241H227V240H225ZM195 242H197L198 244H196ZM193 243H194V245H193ZM192 245H193V247L197 245L196 246V250H194L195 247L193 249ZM211 245H213V244L211 243ZM228 245H226V246H228ZM76 247H77V249H76ZM262 247H263V245H262ZM190 248H192V249H190ZM193 251H195V252H193ZM197 251H199L198 253L200 255H202V256H200L199 254H197L196 253ZM232 251L234 253L236 252L235 250H232ZM157 252H159V253H157ZM162 252H164V253L162 254ZM123 255H125V254H123ZM192 256H193L194 260H192L193 259V258H191ZM173 257L175 259H177V260H174ZM227 257L228 258L230 257V259L232 258V261H229V259ZM116 258H117V260H115ZM113 260H115L116 262L114 261L115 263H112ZM161 260H163V261L161 262ZM180 263H178V264H180ZM199 263H197V264H199ZM125 264H130V263H125Z\"/></svg>",
  "mask_w": 264,
  "mask_h": 264
},
{
  "label": "bare ground",
  "instance_id": "2",
  "mask_svg": "<svg viewBox=\"0 0 264 264\" xmlns=\"http://www.w3.org/2000/svg\"><path fill=\"white\" fill-rule=\"evenodd\" d=\"M26 1V3H27V0H17V1H14L13 3H11V4H13L14 5V3H20V2H25ZM41 1V0H40ZM40 1H39V4H37V7L35 6V5H33L35 2H37V0L34 2V1H32V3H30V2H28V3H30V5H28V4H26V5H28V6H22L21 4H19L20 5V7L17 5V7L19 8H16L15 10H16V12L18 13L17 15H18V19L20 20V22L22 23V24H28V23H31V24H33L34 25V21H35V19L37 18H39V17H44L46 20H44L45 21V23L47 24V27L48 26H50L51 24L53 25V27L51 26L50 28H54V30H52V31H40V30H38L39 32H37V34H36V31H35V35L34 36H32V38H28L29 37V35H27L26 37L28 38V39H24V38H20L16 33L15 34H8V32L7 31H5V33H7V35H4L5 33L3 32V30H2V32L3 33H1V35L3 34V36H1L0 37V69H2V71L4 72V74L6 73V74H11L12 76L14 75V76H16L17 78L18 77H21L22 79V82L21 83H23L24 85H25V91H24V98H28L27 100H36L35 102L37 103L36 105H38V107L41 109V107H45L44 106V104H42V103H45V101L43 102L42 101V97H44L43 95H49V94H53L54 92H57V93H59L60 94V98L58 99L59 101L56 103L57 104V106H59V107H61V110L64 108V107H67V108H69L73 103L71 102V98L70 97H72L71 95H72V93H74V89H75V91H76V89L80 86L79 85V78H78V76L80 75V74H83V73H80V74H77V73H75V72H73V71H71V68H72V66L74 65L73 64V59H72V55H74V56H76L75 54L77 53V54H80L81 53V55H84L85 56V53H86V50H88V49H91V51H93L94 50V53L93 52H91L92 54H94V55H96V56H98L97 54L101 51V53H100V55L104 52H102V50H103V42H101L100 44H98L99 42H100V40H101V38L99 37H97V35H98V33L101 31V30H103L104 29V31L107 29L106 27H108V26H105V28H104V24H106L105 23V19H101V20H103V22H104V24H102L100 21V14L101 13H105L106 12V10H105V12H101L100 11V9H103V8H105L104 6H103V8H102V4L103 3H101V2H104V1H101L100 3L101 4H97V5H93V4H91V2L89 1V0H72V2H70V0H50L49 1V3H48V5H46L45 7H44V5H42L41 3H40ZM78 1H80V3L79 4H77V2ZM92 1V0H91ZM94 1V0H93ZM93 1H92V3H93ZM99 2V1H98ZM160 1H158V0H142V2H141V7H142V11H145L146 9H148V8H151V7H154L155 5H157L158 3H159ZM161 4L162 5H167V6H164V7H172V9H175V10H185V11H190V12H198L200 15H208V14H206V13H204V11H206V9H204V8H202V6H198V4L196 5L195 4V2H193L192 0H161ZM43 3V2H42ZM87 3V4H86ZM90 3V4H89ZM36 4V3H35ZM73 4L74 5H78V6H73ZM109 5V4H108ZM159 6H160V4H158ZM161 5V6H162ZM10 6V5H9ZM8 6V9L5 7L4 9H2L1 8V10H0V13L1 14H3V13H5L7 10H9L10 8H12V7H9ZM14 7V6H13ZM42 7V8H41ZM78 7V8H77ZM157 7V6H156ZM170 7V8H171ZM15 8V7H14ZM75 9H76V12H75ZM12 9H10V11H8L9 12V14L10 13H12V14H14L15 15V13H13L12 11H11ZM104 10V9H103ZM107 11H109V10H107ZM101 12V13H100ZM111 12V11H110ZM77 13H79V16H81V17H84V19L86 18L87 20H86V22H87V27H86V25L84 26L85 28H87V32H85V30L86 29H84V27H83V21L80 23V21H78V18L76 17V14ZM112 13V12H111ZM103 14H102V16H103ZM113 14V13H112ZM111 14V15H112ZM8 15V14H7ZM7 15H5V18L7 17ZM13 15V16H14ZM78 15V14H77ZM106 15H107V13H106ZM110 15V16H111ZM4 16V15H3ZM8 16H10V15H8ZM114 16H116V15H114ZM114 16H112V17H114ZM156 16V15H155ZM1 17V16H0ZM12 17V16H11ZM15 17V16H14ZM81 17H79V20H80V18ZM159 17V16H158ZM2 18V17H1ZM0 18V19H1ZM16 19H17V17H15ZM106 18V17H105ZM116 18L118 19V17L116 16ZM116 18L114 19V20H116ZM40 20L42 19V18H39ZM107 19V18H106ZM138 19V18H137ZM154 19H156V18H154ZM159 19V18H158ZM223 19V18H222ZM6 20V19H5ZM7 20H9V19H7ZM6 20V21H7ZM107 20H110V19H107ZM157 20V19H156ZM230 20V19H229ZM2 21V20H1ZM1 21H0V23H1ZM17 21V20H16ZM36 21H38V20H36ZM44 21H42V22H44ZM85 21V20H84ZM122 21V20H121ZM152 21V20H151ZM150 21V22H151ZM224 21V20H223ZM3 23H2V25L5 23L4 21H2ZM41 22V21H40ZM112 22V21H111ZM118 22H120V21H118ZM133 22H134V20H133ZM149 22V23H150ZM153 22H157V21H153ZM153 22H151V24L153 23ZM160 22V21H159ZM158 22V23H159ZM35 23H37V22H35ZM122 23V22H121ZM120 23V24H121ZM128 23V22H127ZM135 23V22H134ZM133 23V24H134ZM144 23H145V21H144ZM158 23H156V24H158ZM227 23H229V22H227ZM233 23V22H232ZM231 23V24H232ZM246 23V22H245ZM6 24H7V22H6ZM5 24V25H6ZM21 24V25H22ZM85 24V23H84ZM116 24V21H114V25ZM124 24V26H125V24H126V22L125 23H123ZM122 24V25H123ZM132 24V25H133ZM143 24V23H142ZM146 24V23H145ZM230 24V25H231ZM8 25V24H7ZM29 25V24H28ZM114 25H112V27L113 28H108V29H110V36L112 37L111 39L113 40V38H115L116 37V34L117 33H119V27H118V23H117V27L115 26L114 27ZM122 25H120V26H122ZM127 25V24H126ZM131 25V26H132ZM159 25V24H158ZM237 25H239V24H237ZM241 25H242V23H241ZM249 25V24H248ZM36 26H37V24H36ZM35 25H34V27H36ZM110 27H111V25H109ZM130 26V27H131ZM134 26H135V24H134ZM134 26H132V29H133V27ZM140 26V25H139ZM156 26V25H155ZM155 26H154V30H155ZM250 26V25H249ZM0 27H1V24H0ZM17 27H18V25H17ZM38 27V26H37ZM129 27V26H128ZM142 27V26H141ZM141 27H139V30H141L140 28ZM148 27H149V25H148ZM147 27V28H148ZM159 27V26H158ZM241 27V26H240ZM251 27H253V26H251ZM2 28V27H1ZM19 28H20V26H19ZM32 28V27H31ZM41 28V27H40ZM46 27H44V29H45ZM49 28V27H48ZM55 28H57L56 30H55ZM119 28V29H118ZM121 28H123V27H121ZM127 30H128V28L127 27H125ZM242 28V27H241ZM17 29V28H16ZM21 29H23V28H21ZM150 30H151V28H149ZM24 30V29H23ZM37 30V29H36ZM46 30V29H45ZM121 30V29H120ZM125 30V29H124ZM124 30H121V31H123V32H121V33H124ZM134 30V29H133ZM132 30V31H133ZM143 30H146V29H144L143 28ZM154 30H153V32H154ZM243 30L245 31V33L247 32V34H250L249 33V30H248V28L247 27H243ZM26 31V30H25ZM28 31V30H27ZM26 31V32H27ZM107 31V33H109L108 32V30H106ZM105 31V32H106ZM137 31H138V29H137ZM252 31H254V30H252ZM131 31L129 30V34L130 35H132L131 33H130ZM140 32V31H139ZM158 32V31H157ZM13 33V32H12ZM18 33L19 34H21L22 32H20V30H18ZM127 33V32H126ZM150 33V32H149ZM244 33V34H245ZM259 33V32H258ZM26 34V33H25ZM30 34V33H29ZM87 34V35H86ZM100 34V33H99ZM128 33H127V35H129ZM142 34V33H141ZM252 34H254L253 32H252ZM22 36H24L23 34H21ZM106 35V34H105ZM138 35V34H137ZM144 35V34H143ZM143 35H142V37H143ZM146 35V34H145ZM145 35H144V37H145ZM251 35V34H250ZM255 35V34H254ZM92 36H93V39H95V43H97V44H89V40H91L92 39ZM100 36V35H99ZM108 36L109 35H107L106 37L108 38ZM148 36H150V35H147V37ZM153 36V35H152ZM158 36V35H157ZM98 38V41L96 40L97 38ZM127 37V36H126ZM131 37V36H130ZM129 37V38H130ZM135 37H137V36H135ZM154 38H155V36H153ZM263 37V36H262ZM261 37V35L260 36H258V35H256V40L258 41V42H260V43H262V44H264V38H262ZM110 38V37H109ZM108 38V39H109ZM119 38H120V36H119ZM128 37H127V40L129 39ZM150 38V37H149ZM148 38V39H149ZM152 38V37H151ZM157 38H159V36L157 37ZM161 38V37H160ZM159 38V39H160ZM254 38V39H255ZM93 39L91 40V41H93ZM100 39V40H99ZM131 39V38H130ZM132 39H134V37L132 38ZM131 39V41H135V40H132ZM138 39H140L139 37H138ZM146 39V38H145ZM147 39V40H148ZM159 39H158V42H159ZM195 39V38H194ZM107 40V39H106ZM114 40H116V38L114 39ZM113 40V41H114ZM122 40V39H121ZM150 40H152V39H150ZM149 40V41H150ZM163 40V39H162ZM178 40H181L179 37H178ZM192 39H185L184 41H183V43H185L186 44V46L183 44L182 45V47L183 46H185V47H188V48H190V49H187V50H189V51H187L186 52V54L188 55H192V53L194 54V52L193 51H195V53H196V51L198 52V50L196 49V45H195V43H197V42H195V41H191ZM90 41V42H91ZM109 41H111V40H109ZM120 40H118V42H119ZM123 41V40H122ZM142 41V40H141ZM148 41V43L150 44V42ZM153 41H156V40H153ZM107 42V41H106ZM114 42H116V41H114ZM112 43V44H118V46H119V44H123V48H125L124 46H125V44L123 43V42H120V43ZM166 42V41H165ZM174 42V41H173ZM180 42V41H179ZM182 42V41H181ZM195 42V43H194ZM128 43H129V41H128ZM152 43V42H151ZM160 43V42H159ZM166 43H168V42H166ZM111 44V43H110ZM110 44H108V45H110ZM134 44V46H135V43H133ZM141 44V43H140ZM145 45V43H143L142 42V45ZM160 44H163L162 42L160 43ZM170 44V43H169ZM153 45H155L154 44V42H153ZM153 45H152V48L151 49H153L154 47H153ZM158 45V44H157ZM165 44H163V46H164ZM107 46V45H106ZM114 46V45H113ZM137 46V45H136ZM141 46V45H140ZM147 46H149V45H147ZM146 46V47H147ZM162 46V47H163ZM177 46H180V45H178L177 44ZM199 46H201V45H199ZM199 46H197V47H199ZM110 47H111V45H110ZM142 47V46H141ZM149 47H151V46H149ZM148 47V48H149ZM156 47L157 46H155V52L157 51L156 50ZM165 47H168V46H165ZM165 47H163V49H165ZM134 48H136V47H134ZM168 48H170V47H168ZM172 48H175V46L174 47H171L170 49L171 50H173L174 52H175V50L174 49H172ZM200 48H202V47H200ZM204 48V47H203ZM137 49L139 50V48H138V46H137ZM150 49V48H149ZM162 49V50H163ZM176 49V48H175ZM179 49V48H178ZM178 49H176V50H178ZM182 49V48H181ZM112 50V49H111ZM126 50H127V48H126ZM131 50V49H130ZM161 50V51H162ZM166 50V49H165ZM168 50V49H167ZM183 50H186V48H184L183 47ZM204 51H205V48L203 49ZM89 51V50H88ZM132 51V50H131ZM145 51H147L146 49H145ZM160 50H159V48H158V51H157V53L159 52ZM173 51H172V53H173ZM179 51V50H178ZM178 51H176V52H178ZM190 51H192L191 53H190ZM79 52V53H78ZM95 52L97 53V54H95ZM113 52V51H112ZM129 52V51H128ZM135 52V51H134ZM139 52H141V51H139ZM149 52H151V50L149 51ZM153 52H154V50H153ZM154 52V53H155ZM163 52V51H162ZM75 53V54H74ZM90 53V52H89ZM105 53V52H104ZM103 53V56L105 55ZM107 53V52H106ZM109 53H111L110 51H109ZM117 53V52H116ZM120 53V52H119ZM137 53V52H136ZM136 53H135V56L137 57V55H136ZM143 53V52H142ZM142 53H139V54H141L140 55V57L142 56ZM152 53V52H151ZM150 53V54H151ZM164 53V52H163ZM183 54L184 52H180V54ZM200 53H201V50H200V52H199V54H197V55H200ZM210 53H211V51H210ZM209 53V54H210ZM88 54V53H87ZM132 54V56H133V53H131ZM161 54V53H160ZM159 54V55H160ZM175 54V53H174ZM174 54H172L173 55V57H176V56H174ZM180 54H178L177 53V55H178V57H179V55ZM181 54V55H182ZM185 54V53H184ZM195 54V55H196ZM202 54L204 55V57H206L205 56V53H201V55L200 56H202ZM81 55H79V56H81ZM99 55V56H100ZM113 55V54H112ZM112 55H109V57L107 56V55H105L106 57H107V60H108V65H105L104 64V61L102 62L101 60H103V56L101 55V57H99L98 56V58H99V60H100V58H102L100 61L102 62V65H105V67H99L98 65H96V67L98 66V68H96L95 67V69L93 70L94 72H92V74L94 75V79H96V80H104V85L101 87V91H98V95H99V97L98 98H96V96H95V98H96V101H92L93 102V104H92V106H91V114H92V116H96V117H100L101 118V121L99 122V124L98 125H96V129L94 130V133L92 134L93 136H95L96 135V132H104L106 129H108L109 127H111V126H116L117 127V129L118 130H120V131H122V133H123V139H122V145H121V148H120V150H123V152L124 153H126V152H128L129 154H130V156L129 157H131V158H134L135 160L137 159V158H139V157H141L142 159H146V161H149V158L151 157V158H153L155 155L157 156L158 155V152H160V153H162L163 151L162 150H174V151H176V153L178 154L177 156V159H175L176 161V163H175V165H176V168H178V170L177 171H174L173 173H175L174 175V178L171 176V178L169 177V176H167V175H164V176H162V177H159L157 180H155L153 183H151L150 185H149V187H148V191L146 192V195H141V194H139L138 193V191H137V189H136V187H135V185L128 179V178H126L125 177V175L121 172V170L116 166V163L117 162H120L121 161V159H120V156L119 155H116L114 158H110V159H107V158H105L100 152H98L93 146H91L90 147V153H87L92 159H93V161L91 162V164H89V163H85V161H83L81 158H78V159H76L77 158V156L76 155H74L76 158H74V159H72L74 156L72 155V160H74V164H75V169H74V171L75 172H70L71 174H73L74 175V177H73V181H72V183L73 184H77V186H78V188L81 190V191H85V190H83V189H85L86 188V190H87V188H88V186H91V185H93L92 183H93V173H91V171H90V167L92 168V166H95V167H97V168H99V170L100 171H102L103 172V174H104V176H105V179H106V177L107 178H109V179H111L110 180V182L112 181L113 182V180H114V182L116 181L117 183H115V185H118L119 184V186H118V188L120 189V187H122L123 188V190H126L128 193H129V196H130V194H132L133 196H134V194H136V196L135 197H133V196H131V197H133V199L135 198V200H136V198H137V200H136V205H138V207H140V210L142 211V213H144L145 215H148V216H151V218H154L155 220H158L159 222H161V221H163V222H165V223H167V226H168V224H170V215L172 214V213H170V215H166V214H164L163 212H161V210L152 202V201H150L148 198H147V196H148V193L149 192H152V191H154L158 186H164L165 187V189L170 193V194H172V196L175 198V199H177V200H179V202L181 201V202H183L184 203V200H186L187 201V198L189 197V199H191L190 198V196H192L191 194H193V196L198 200V201H201L202 202V205H206V206H203V207H206V209L204 210V212H202L201 214L203 215V214H206V218H207V220H208V225L207 226H209L210 227V229L212 230V235H210L209 236V238H208V240L204 243L203 242V244H199V251L203 254V248L205 249V248H207L206 250L207 251H209L210 253L208 254L209 255V257H211V259L214 261V260H216V258H217V255H218V253H217V251H216V248H220L221 249V251H222V253L226 250V253H225V255L227 256V255H229V254H231V255H234V256H232V257H234L233 259H235V260H237V263L238 264H254V263H252V261L249 259V257L246 255V253L245 252H243L242 250H241V248H239V247H237V246H235L233 243H231V245L230 246H227L226 248H225V244H224V241L226 240V239H229V233H228V231L226 230V227H224V225L223 226H220L219 225V222H220V219L230 210V208L235 204V202L239 199V198H241V197H246V198H248V199H252V200H256V201H258L259 203H261V205H263L264 206V187H263V185L260 187V192H261V194H258L259 196L261 195V197H259V198H256L255 197V195H253V193L254 192H250L251 190H248L247 188H244L243 186H245L244 184H248L250 181H245V180H249V179H251V178H248V176L246 175V174H244V172L242 171L243 169H242V167L239 169V167L238 168H234L233 167V162L232 163H230L229 165H227V163L228 162H230V159L231 158H229V157H227V156H225L224 154H223V156H222V151H224V150H222L221 149V151H219V149H217V151H219V152H217V151H215L216 149H215V147H212L213 145H215L214 144V140H211L210 138H209V140H211V141H209L210 143H213V145L212 144H209V146H207L206 148H208V150H206V148L204 149V151L203 152H205V153H203V152H199L200 153V155H198L197 153H193V155L192 154H190L191 153V150L190 149H188V148H190V147H187V146H189L188 144L190 143L189 141V143H184L180 138H178V136L176 137V134L178 133L177 132V130L176 131H174V129H173V127L171 126V128L173 129L172 130V133H171V136H170V132H169V130H171L170 128L168 129V132H166L167 131V127H166V129L165 128H163V126H161V124H162V122H164L163 120H161V121H159V122H161V123H159V122H157V121H147L148 123H146V122H144V120L146 119V117L147 116H149V115H154V114H150V112L148 111V110H150V111H152L153 110V108H152V110L151 109H149L148 107L149 106H151V102H148V104H150V105H148V107H147V105H146V103H145V105L146 106H144V104H142V105H139V101L141 100H138V102H137V104L138 105H132V103H134V102H132L131 104H128V99H126V98H128V97H131V95L130 96H128L129 95V93H128V95L126 96V98L125 99H123V100H126L127 102L126 103H124V102H122L121 100H120V98L122 99V97H118L117 95L120 93V92H125L126 90H128V89H130V87H128L127 86V88L125 89V85H123V86H120L122 83H124L125 82V79H124V82H122V80H120L122 83H120L119 84V79L121 78V77H123V78H134L135 79V76H137L138 75V73L141 71V70H139V71H137V69L136 70H134L135 71V73H134V71H132L131 69H128V70H126V71H121L120 69H123V68H120V67H117L116 66V60H118L119 59V55L120 54H114L113 56L115 57L116 56V60H114V62L111 64V63H109V58L111 59V56ZM118 55V56H117ZM130 55V54H129ZM158 55V56H159ZM181 55H180V57H181ZM188 55V56H189ZM194 55V56H195ZM196 55V56H197ZM206 55H208V54H206ZM211 55H213V57L212 58H214L215 56H214V54H211ZM131 56V61L130 62H132V63H134L133 61H134V59H135V56H134V59H133V57ZM143 56H145V55H143ZM163 56V55H162ZM166 56V55H165ZM183 57H186V56H184V55H182ZM187 56V57H188ZM210 56V55H209ZM106 57H104L105 59H106ZM113 57V58H114ZM167 57V56H166ZM168 57H169V55H168ZM179 57V58H180ZM183 57H181L180 58V60L181 59H183ZM187 57L186 58H184V60L187 62V64H188V66L189 67H187V65H186V68L185 69H192L193 70V68H191V67H197V65H198V62H197V60H195V62H197L196 64H193L192 66H190L189 64L190 63H194L193 61L194 60H192V59H194V58H192L191 60H192V62H190L189 63V61H187V60H189V59H187ZM190 57V56H189ZM192 57H193V55H192ZM198 57V56H197ZM196 57V58H197ZM204 57L203 58H201L200 57V60H199V63H200V61H202V59H203V61H204ZM208 57V56H207ZM75 58V57H74ZM77 58H78V56H77ZM76 58V59H77ZM83 58H85V57H83ZM94 58V57H93ZM123 59V57L121 56L120 57V59ZM130 58V57H129ZM138 58V57H137ZM144 58V57H143ZM145 58H147V57H145ZM144 58V59H145ZM163 58V57H162ZM172 60H171V59ZM168 60H169V66H170V63H173V61L176 59L177 60V64L178 65H180V63H179V58L177 59V58H172V57H170ZM209 58V57H208ZM211 58V57H210ZM209 58V59H210ZM86 59V58H85ZM104 59V60H105ZM119 59V60H120ZM141 59V58H140ZM148 59V58H147ZM167 59V58H166ZM187 59V60H186ZM217 59H219V58H217ZM112 60V59H111ZM111 60H110V62H111ZM124 60V59H123ZM130 60V59H129ZM133 60V61H132ZM136 60V59H135ZM139 60V59H138ZM135 61V63L136 62H138V63H136V65H140L139 63L141 62V64H142V61L141 60H139V61ZM170 60H171V62H170ZM175 60V61H176ZM215 60V59H214ZM73 61V62H72ZM76 62H77V60H75ZM89 61V60H88ZM99 61V62H100ZM121 61V62H120ZM119 62H120V64L121 63H123V64H121V65H124V63L125 62H122V60H120ZM183 61V60H182ZM182 61H180L184 66H185V64L182 62ZM202 61V62H203ZM217 61V60H216ZM222 62H223V60H221ZM76 62H74V63H76ZM85 62V61H84ZM100 62V63H101ZM150 63H152L153 61H149ZM161 62V61H160ZM160 62H159V64H160ZM164 62H166V61H163V63ZM205 62H207L208 63V61H205ZM215 62V61H214ZM222 62H220V59H219V63H222ZM86 63V62H85ZM145 63L146 64H148V61L147 60H145ZM149 63V64H150ZM156 63H157V61H156ZM162 63V62H161ZM175 63V62H174ZM173 63V64H174ZM210 63H211V59H210ZM77 64H79V63H77ZM97 64V63H96ZM106 64H107V62H106ZM110 64V65H109ZM126 64V63H125ZM144 64V63H143ZM148 64V65H149ZM158 64V66H160ZM173 64H172V66H173ZM181 64V65H182ZM214 65H215V63H213ZM217 64H218V62H217ZM216 64V65H217ZM85 65H87V64H85ZM135 65V66H136ZM147 65V66H148ZM155 65H157V64H155L154 63V67H155ZM165 65V64H164ZM178 65H176L175 64V66L174 67H176V66H178ZM196 65V66H195ZM203 65V64H202ZM210 65V64H209ZM212 65V64H211ZM209 66V71H207V74H208V72H210V75L212 74L213 75V73H211V67L213 66ZM215 65V67H212L213 69L215 68V69H217V73H221V71L220 72H218V68L220 67V66H216ZM225 65V64H224ZM229 65H231V64H229ZM233 65H236V64H233ZM242 65V64H241ZM241 65H236V67L235 68H239L241 71H243L242 70V68H241ZM77 66V65H76ZM93 66V65H92ZM91 66V67H92ZM127 66H130V64L128 63L127 64ZM141 66V65H140ZM147 66H145V69L147 68ZM151 66H153V65H150V68H151ZM171 66V67H172ZM199 66H201V64H199ZM206 66V65H205ZM88 67V66H87ZM139 67V66H138ZM154 67H152L151 69H154V70H159L158 72H163V71H160V69L157 67V68H154ZM162 67H164V66H162ZM161 66H160V68H162ZM178 67H180V66H178ZM178 67H176V69H177V72H178V69H180V71H181V67L180 68H178ZM207 67V66H206ZM205 67V68H206ZM221 67H222V65H221ZM226 67H229L228 65L226 66ZM225 67V68H226ZM120 68V69H119ZM127 68V67H126ZM140 68H142V67H140ZM148 68H149V66H148ZM169 68V70H170V67H168ZM204 68V67H203ZM204 68V69H205ZM231 68V67H230ZM81 69V68H80ZM84 69H86V68H84ZM133 69H135V68H133ZM143 69V68H142ZM183 69V68H182ZM197 69V68H196ZM229 69V68H228ZM232 69V68H231ZM78 69L76 68V71H77ZM82 70V69H81ZM92 70V69H91ZM91 70H90V74H91ZM147 70V69H146ZM149 70V69H148ZM147 70V71H148ZM163 70V69H162ZM168 70V69H167ZM169 70L167 71V73L169 72ZM172 70H173V68H172ZM240 70H238L239 72H241ZM1 71V72H2ZM137 71V72H136ZM151 71L152 70H150V74L148 73V72H146V73H148V75H150L151 76ZM176 71V70H175ZM174 70H173V72H174V74L176 73ZM180 71L178 72L179 73V76H181V75H183V73L181 72V75H180ZM185 71V73L184 74H186V73H188V72H190V71H186V70H184L183 69V72ZM195 71V70H194ZM197 71V70H196ZM195 71V72H196ZM212 71H214V70H212ZM214 71V72H215ZM224 71H226V72H228L229 73V71L228 70H223L222 72H224ZM142 72V71H141ZM158 72H155L154 73V71H153V75H155V78H157V79H155V78H149V76L147 75L146 76V74L145 75H143L142 73H139L140 75L142 74L143 76H144V79H146L147 77H148V79H150L151 81H149V83L150 82H152V84H150L151 86V89L149 90L148 88V90L149 91H151V90H153V86L157 83L156 81L159 79V75H160V73H158ZM170 72H171V70H170ZM170 72H169V74H170ZM172 72V73H173ZM192 72V71H191ZM202 72V71H201ZM200 72V73H201ZM205 72H206V70H205ZM205 72H202V73H205ZM159 75H158V74ZM172 73L170 74L171 76H173L172 75ZM194 73V72H193ZM196 73H198V72H196ZM241 73H243V72H241ZM177 74V73H176ZM175 74V75H176ZM190 73H188V75H189ZM206 74V73H205ZM206 74V75H207ZM225 72H224V74L222 73V74H220L221 76L223 75V76H225ZM230 74H232L231 72H230ZM233 74H235V71L233 70ZM236 74H238V73H236ZM235 74V75H236ZM139 75V76H140ZM157 75H158V77H157ZM167 75V78H165L166 80L167 79H170L169 77H168V74H166ZM169 75V76H170ZM190 75H192V74H190ZM200 75H202V74H199V76ZM211 75V76H212ZM214 75H216V74H214ZM226 75H229V74H226ZM239 75H242V74H239ZM81 76V75H80ZM139 76H137L138 77V79H135V82L136 83H138L139 85H140V83L139 82H137V81H139ZM170 76V77H171ZM177 76L178 75H176V81L178 82V80H177ZM185 76V75H184ZM198 76V75H197ZM198 76V77H199ZM208 76H209V74H208ZM81 77H83V79H84V75L83 76H81ZM89 77V76H88ZM92 77V76H91ZM140 77H142V76H140ZM174 77V76H173ZM172 77V78H173ZM186 78H187V76H185ZM191 77V76H190ZM193 77H195V75L193 76ZM200 77H202V76H200ZM203 77H205L206 78V76H203ZM219 77V79L221 78L220 76H218ZM226 77V76H225ZM231 77V76H230ZM234 77L236 78V76H233V79H234ZM2 78V77H1ZM15 78V77H14ZM16 78V79H17ZM36 78V79H35ZM38 78V79H37ZM119 78V79H118ZM161 78H162V76H161ZM160 78V79H161ZM180 78H182V76L180 77ZM180 78H179V82H180ZM227 78V77H226ZM226 78H224V80H226ZM241 78H243V77H241ZM249 78V77H248ZM248 78H246L245 77V80H247ZM3 79V78H2ZM8 79V78H7ZM81 80H82V78H80ZM116 79H118L117 81H119L118 83L117 82H115L114 83V85L113 84H110L109 82H111L112 81V83L114 82L113 80H116ZM131 79H128V82H129V80H131ZM134 79H132V80H134ZM144 79H141L142 80V82H143V80ZM148 79H146L147 81H148ZM174 79V78H173ZM184 79V78H183ZM195 79V78H194ZM191 80L190 79V81H195V80ZM203 79V78H202ZM211 79V78H210ZM213 79V78H212ZM211 79V80H212ZM218 79V78H217ZM231 79V78H230ZM240 79V78H239ZM12 80H13V77H12ZM18 80H20V78L18 79ZM20 80V81H21ZM87 79H85V81H86ZM90 80H92V79H90ZM111 80V81H110ZM131 80V81H132ZM137 80V81H136ZM140 80V81H141ZM153 80L156 82H153ZM189 80V79H188ZM188 80H187V82H188ZM200 80H201V78H200ZM205 80V79H204ZM223 80V77H222V81H224ZM240 80H242L243 81V79H240ZM239 80V81H240ZM251 80V79H250ZM147 81H145L144 80V85H146L145 84V82H147ZM160 81V80H159ZM161 81H162V79H161ZM172 81V80H171ZM183 81V80H182ZM181 81V82H182ZM198 81V80H197ZM203 81V80H202ZM205 81H207V79L205 80ZM229 80H228V78H227V80H226V82H228ZM234 81V80H233ZM236 81V80H235ZM92 82V81H91ZM163 82V81H162ZM184 82V83H183ZM182 83L183 84H185V81H183ZM237 82V81H236ZM236 82L234 83L235 84V86L236 85H238V84H236ZM247 82H250L249 80L247 81ZM86 83V82H85ZM131 83V82H130ZM133 83V82H132ZM163 83H166V82H163ZM171 84H172V82H170ZM173 83H175V81L173 82ZM190 83V82H189ZM188 83V84H189ZM194 83V82H193ZM213 83V82H212ZM220 83V82H219ZM229 83V82H228ZM227 83V85L229 86V84H231L232 83V81H231V83H229L228 84ZM239 83V82H238ZM251 83V82H250ZM249 83V84H250ZM18 84H19V82H18ZM102 84V83H101ZM115 84H118L119 86H115ZM167 85H168V83H166ZM166 84H165V86L164 87H166ZM182 84V85H183ZM188 84H186L187 85V87H189L188 86ZM198 84H199V82H198ZM201 84V83H200ZM206 84V83H205ZM208 84H210V83H208ZM221 84V83H220ZM226 84V83H225ZM241 84H243V83H241ZM248 84V83H247ZM248 84V85H249ZM257 84H259V83H257ZM14 85H15V82H14ZM22 85V84H21ZM84 85V84H83ZM86 85V84H85ZM127 85V84H126ZM132 85V84H131ZM137 85V84H136ZM148 85V84H147ZM160 85V84H159ZM177 86L179 85V84H176ZM215 85H216V83H215ZM218 85V84H217ZM244 85V84H243ZM248 85H246L247 87H248ZM250 85H252V84H250ZM249 85V86H250ZM254 85V84H253ZM255 85H256V83H255ZM82 86V85H81ZM80 86V87H81ZM134 86H135V84L133 83V87L132 88H134ZM141 86H143V85H141ZM149 86V85H148ZM161 87H162V85H160ZM169 86H172V85H169ZM173 86H175V85H173ZM185 86V85H184ZM193 86H195V84L193 85ZM206 86V85H205ZM208 87H205L206 88V91H207V88L208 89H212V86H209V85H207ZM231 86V85H230ZM229 86V87H230ZM234 86V87H235ZM239 86H242V85H238V87ZM260 86V85H259ZM258 86V87H259ZM79 87V88H80ZM96 87H97V85H96ZM135 87H137V86H135ZM140 86H138V88H139ZM164 87H163V90H165L166 88L168 89V87H166L165 89H164ZM176 87V86H175ZM196 87V86H195ZM198 88H199V86H197ZM202 86H200V89L202 90V92H203V90H204V93L206 92L205 91V89H203V88H201ZM233 87V86H232ZM253 87V86H252ZM251 87V88H252ZM261 87V86H260ZM259 87V88H260ZM18 88V87H17ZM22 88H24V86H22ZM82 88V87H81ZM132 88L130 89L131 90V92L130 93H132V96H134V95H136V93L138 92L137 90H140V89H135V90H133L132 91ZM142 88V87H141ZM145 88V87H144ZM158 88V87H157ZM182 88V87H181ZM180 88V86L178 87V89H179V92L181 93V91H183V89L182 90H180L181 89ZM190 88V87H189ZM198 88H196V89H198ZM214 88H217V87H214ZM246 88V87H245ZM244 88V89H245ZM159 89V88H158ZM162 89V88H161ZM170 89H172L171 90V92H172V94H171V92L169 91V93L166 95V96H168L169 95V97H170V94L171 95H173V96H171V99L173 100V98L175 97L176 99H179V98H177V93H175L176 95L174 96V94H173V92H175V91H173V90H177L178 91V89H175V88H170ZM169 89V90H170ZM191 89V88H190ZM194 87H193V91H194ZM225 89H227V88H225ZM232 89V88H231ZM235 89V88H234ZM236 89H238V88H236ZM249 89H250V87H249ZM248 89V90H249ZM253 89V88H252ZM251 89V90H252ZM264 89V88H263ZM95 90V89H94ZM98 90V89H97ZM142 90H145V89H142ZM142 90H140V91H142ZM200 90V91H201ZM213 90V89H212ZM219 90V89H218ZM228 90V89H227ZM242 90V89H241ZM253 90H255V89H253ZM85 91V90H84ZM135 91H137V92H135ZM146 91L147 90H145V91H143V92H145L146 93ZM166 91H168V90H165L164 92H166ZM176 91V92H177ZM188 91V89L186 90V92ZM191 90H189V92H190ZM197 91V90H196ZM208 91H210V90H208ZM215 91V90H214ZM226 91V90H225ZM240 91V90H239ZM250 91V90H249ZM248 91V92H249ZM257 91V90H256ZM259 91V90H258ZM92 92H93V90H92ZM123 92V94L122 95H124L125 93ZM134 92H135V94H134ZM143 92H142V94H143ZM158 92H159V90H158ZM161 92L162 91H160V94H161ZM178 92V93H179ZM201 92V93H202ZM212 92V91H211ZM216 92H218L217 90H216ZM220 92H222V90H220ZM245 92V93H244ZM247 92V89H245V90H243L242 91V94L244 93V96L246 97V95L245 94H247L246 93ZM22 93V92H21ZM62 93H63V97H62V99H61V95H62ZM140 94H141V92H139ZM138 93V94H139ZM155 94L153 91L151 92V94L150 95H153V94ZM163 93V92H162ZM184 93V92H183ZM182 93V94H183ZM194 93V92H193ZM204 93H202V95L204 94ZM208 93H210V92H208ZM213 93V92H212ZM227 93H228V91H227ZM234 93V92H233ZM233 93H231V94H233ZM238 93V92H237ZM253 93V92H252ZM257 93V92H256ZM134 94V95H133ZM186 94H188V93H186ZM190 94V93H189ZM188 94V95H189ZM206 95H207V92L205 93ZM216 94V93H215ZM218 94V93H217ZM220 94V93H219ZM222 94H224V93H222ZM226 94V93H225ZM249 94H251V93H249ZM249 94H247V95H249ZM257 94H259L260 95V93L258 92ZM22 95V94H21ZM156 95V94H155ZM163 95H164V93H163ZM162 95V96H163ZM187 95V96H188ZM197 95V94H196ZM201 95V96H202ZM203 96V98H202V100H201V98H200V100L198 99V97H196L195 95L193 96V95H191V96H193L192 98H196L197 99V101H195V102H197V103H195L196 105H198V107L202 104V106H204V107H202V106H200L199 107V109H200V111H202V108H204L205 110L207 109L206 107H209V106H211L210 105V103L211 102H214V103H217L216 102V100H214V101H210L211 99H212V97L213 96H210V97H208V95H210V94H208L207 96ZM213 95V94H212ZM228 95H230V94H228ZM227 95V96H228ZM255 95V94H254ZM254 95H252V97L254 96ZM258 95V96H259ZM262 95V94H261ZM54 96V95H53ZM120 96V95H119ZM140 96V95H139ZM147 96H149V93H148V95ZM159 96V95H158ZM161 95H160V98L162 97ZM165 96V95H164ZM179 96H180V94H179ZM178 96V97H179ZM182 96H184V94L182 95ZM182 96H180V97H182ZM190 96V95H189ZM190 96V97H191ZM198 96H200L199 94H198ZM200 96V97H201ZM219 96V95H218ZM233 96V95H232ZM236 96V95H235ZM234 96V97H235ZM238 96V95H237ZM243 96V95H242ZM243 96V97H244ZM251 96V95H250ZM258 96L257 97H253V98H256V99H258ZM50 97V96H49ZM48 96H47V98H49ZM51 97H52V95H51ZM57 96H55L54 98H56ZM137 97V96H136ZM136 97H134V99L136 98ZM143 97V101H146L145 100V97L142 95L141 96V98ZM150 97V96H149ZM148 97V98H149ZM153 97H154V95H153ZM157 97V96H156ZM186 97V96H185ZM185 97H184V101H182V99H179V100H181L182 101V103L184 102V104H187V103H185ZM216 97V96H215ZM220 97V96H219ZM222 97V96H221ZM224 97V96H223ZM234 97H231L230 99H234ZM252 97H251V99H252ZM260 97V96H259ZM133 98V97H132ZM131 98V100L130 101H134L133 99ZM151 98H152V96H151ZM155 98V97H154ZM164 98V97H163ZM163 98H162V100H163ZM183 98V97H182ZM214 98V97H213ZM217 98V97H216ZM226 99H227V102H229L230 101V99H229V97H225ZM235 98H237V97H235ZM240 98V97H239ZM247 98H250V97H246L245 99H247ZM263 98V97H262ZM44 99V98H43ZM49 99H53V98H49ZM61 99V100H60ZM138 99V98H137ZM153 99V98H152ZM156 99V98H155ZM170 99V98H169ZM168 99V100H169ZM170 99V100H171ZM175 99V100H176ZM188 99V98H187ZM193 99V100H194ZM195 99V100H196ZM215 99V98H214ZM222 100H224L223 98H221ZM221 99H219V100H221ZM229 99V100H228ZM244 99V100H245ZM251 99H249V100H251ZM26 100V101H27ZM47 100V99H46ZM56 101H57V99H55ZM54 100V101H55ZM154 100V99H153ZM152 100V101H153ZM164 100H166V99H164ZM163 100V101H164ZM198 100H199V103H198ZM237 100V99H236ZM242 100H243V98H242ZM248 100V99H247ZM263 100V99H262ZM49 101V100H48ZM130 101H129V103H130ZM155 101V100H154ZM154 101H153V104H154ZM157 101H159V99L157 100ZM162 101V102H163ZM167 101V100H166ZM180 101V102H181ZM190 100H188V103H190V102H192V101H190ZM203 102V103H201L200 104V102ZM258 101V100H257ZM257 101H255V102H257ZM35 102H34V104H35ZM140 102H142V101H140ZM161 102V101H160ZM173 102H176V101H173ZM180 102L178 103V102H176L175 104L177 105V106H179V104H180ZM224 102H226L225 100H224ZM240 102V101H239ZM249 102V101H248ZM252 102L253 103H255L253 100L251 101V103H249L248 104V106L250 105V104H252ZM262 102H264V101H262ZM262 102H261V104H262ZM33 103V102H32ZM53 103V102H52ZM55 103H53V104H55ZM193 103V102H192ZM231 103H232V101H231ZM230 103V104H231ZM241 103V105L243 104L244 105V103H242V102H240ZM3 104V103H2ZM5 104V103H4ZM141 104V103H140ZM172 104V103H171ZM184 104H182V106H179L180 108H182V107H185L186 108V106L187 105H185L184 106ZM204 104V105H203ZM212 104V103H211ZM218 104V103H217ZM217 104H212L213 106H218L219 108L218 109H221V107L219 106V105H217ZM259 104V103H258ZM264 104V103H263ZM47 105V104H46ZM169 105V104H168ZM194 105V104H193ZM193 105H191L192 107H193ZM227 105V104H226ZM232 105V104H231ZM254 105H256V104H254ZM254 105H252V106H254ZM48 106V105H47ZM51 105H49V107H50ZM69 106V107H68ZM73 106V105H72ZM88 106V105H87ZM153 106H155V105H153ZM166 106H167V104H166ZM171 106V105H170ZM169 106V107H170ZM172 106H174V105H172ZM177 106H175V107H177ZM188 106H190V104L188 105ZM191 106L189 107V108H191ZM213 106H211V109H209V110H212L213 109ZM222 107H223V105H221ZM229 106V105H228ZM227 106V107H228ZM252 106H249V108L246 110L244 107H242V108H244V110L247 112V114L249 113H253V116H255L256 117V115H254V114H259V112L261 111H258V107L255 109V108H253ZM5 107V106H4ZM34 108H35V106H33ZM37 107V106H36ZM55 107V106H54ZM53 107V108H54ZM156 107H158V106H155V108ZM174 107V108H175ZM179 107H177V109L179 108ZM198 107H196V109L198 108ZM215 107H214V109H215ZM225 107V106H224ZM226 107V109H230V107H228L227 108ZM232 107V106H231ZM233 107H234V105H233ZM245 107L247 108V106H246V104H245ZM52 108V107H51ZM147 108H148V110H147ZM160 108V110H162L161 108H163V107H159ZM159 108H157V109H159ZM170 108H172V107H170ZM188 108V109H189ZM194 108V107H193ZM235 108V107H234ZM233 108V109H234ZM261 108V107H260ZM3 109V108H2ZM38 109V108H37ZM43 109H45V108H43ZM55 109V108H54ZM184 109V108H183ZM182 109V110H183ZM195 109V108H194ZM194 109H190L191 111H192V113H193V111H194ZM214 109H213V111H214ZM226 109H225V111H226ZM237 109V108H236ZM235 109V110H236ZM3 110H5V108L3 109ZM35 110V109H34ZM48 110H49V108H48ZM53 110V109H52ZM198 110V109H197ZM208 109H207V111H209ZM222 110L224 111V108H222ZM240 110V109H239ZM244 110H243V112H244ZM6 111V110H5ZM154 111V110H153ZM152 111V112H153ZM178 111V110H177ZM181 111V110H180ZM185 111V110H184ZM189 111V110H188ZM190 111V112H191ZM204 111V110H203ZM203 111H202V114H203ZM215 111L217 112H220V110H216L215 109ZM222 111V112H223ZM224 111V112H225ZM229 111V110H228ZM234 111V110H233ZM238 111V110H237ZM237 111L236 112H234V113H236L237 114ZM242 111V110H241ZM240 111V112H241ZM38 112V111H37ZM41 112V111H40ZM43 112V111H42ZM171 112H173V111H171L170 110V112H168V116H170L171 114H173V113H176V111H174L173 113H171ZM179 112V111H178ZM178 112L176 113V115H179L178 114ZM196 112H198L199 113V110L198 111H196ZM195 112V113H196ZM205 112V111H204ZM210 112V111H209ZM221 112V113H222ZM239 112V113H240ZM55 113V112H54ZM65 113V112H64ZM188 113V112H187ZM198 113H196L197 115H199ZM208 113V112H207ZM211 113V112H210ZM221 113L220 114H217L216 116H214V118L215 117H217L218 115L220 116L221 115ZM227 113V112H226ZM226 113L224 114V115H226ZM0 114H1V109H0ZM6 114V113H5ZM161 114V113H160ZM185 114V113H184ZM195 114V115H196ZM201 114V113H200ZM212 114L213 115H215L213 112H212ZM228 114V113H227ZM235 114V115H236ZM240 114H243V113H240ZM240 114H238V115H240ZM245 114V113H244ZM246 114V116H248ZM260 114H262L261 112H260ZM2 115V114H1ZM9 115V114H8ZM53 115V114H52ZM62 115V114H61ZM176 115L174 114V117H173V115L171 116L172 118H173V120H174V118L176 117ZM183 115V114H182ZM189 115H190V113H189ZM196 115V116H197ZM213 115H212V117H213ZM223 114L221 115V116H224ZM232 115H233V113H232ZM263 115V114H262ZM12 116V115H11ZM10 116V117H11ZM54 116H56V113H55V115ZM67 115H65V117H66ZM192 116H194V115H192ZM196 116H194V117H196ZM201 116V115H200ZM204 116H207V115H204ZM209 116H210V114H209ZM229 116V115H228ZM228 116H226V117H228ZM245 116V117H246ZM3 117V116H2ZM13 117H14V115H13ZM90 117V116H89ZM151 117V116H150ZM149 117V118H150ZM161 117V116H160ZM171 117H169L170 118V120L172 119ZM178 117H180V116H178ZM182 118H183V116H181ZM180 117V118H181ZM187 117V116H186ZM185 117V118H186ZM198 117V116H197ZM203 117V116H202ZM208 117V116H207ZM206 117V118H207ZM212 117H210V119L212 118ZM225 116H224V119L226 118ZM239 116H236V118H238ZM240 117H241V115H240ZM240 117H239V119H240ZM252 117V116H251ZM250 117V118H251ZM254 117V118H255ZM258 117V116H257ZM256 117V118H257ZM12 118V117H11ZM92 119H93V117H91ZM163 118H164V116H163ZM179 118V119H180ZM181 118V119H182ZM205 118V117H204ZM223 118V117H222ZM230 118V117H229ZM232 118V117H231ZM235 117L233 118V120L234 119H236ZM242 118V117H241ZM249 118V119H250ZM255 118V119H256ZM261 118V117H260ZM259 118V119H260ZM1 119H3V118H1ZM8 119L9 118H7V119H4L5 121V123H6V126L4 125V122H3V120L1 121V122H3V125H4V128L5 127H7V128H3V126H1L0 125V147H1V149H4L5 151H7V153L10 155H8V157H10V158H12V160L13 161H16V162H21V164L23 165H21V166H19V167H24L23 169H24V172H23V169H22V171H21V169H20V172L18 173V175H15V179L14 180H11V186H10V188L7 190V194L9 195V196H15V197H17L18 199H20V200H22L23 201V199L24 200H26L27 201V199L30 201L31 200V202H32V200H34L35 201V204H36V202L38 203V204H40L41 206H43V207H41V206H39V205H37V206H39L40 208H39V210L41 209V210H44L43 208H45L46 210H44L45 212H39L38 213V219H40L41 218V216H46V217H51V216H53V215H55V217H56V215L57 214H59V215H61V217L63 218L64 216V222L66 221V222H68V223H66V224H70V223H72L74 220L76 221H85V219L84 218H87L86 220H88L89 222H90V218L92 217V216H88V214H86V215H84V214H78L77 212H76V210L74 211L73 210V208H75V207H73V205H77L79 202H77L78 200H76L77 198L79 199V197H77L76 195H75V191H73V193H74V196H76V198L72 201L73 202V204L71 203V201H69V199L73 196V194H72V196L70 197L69 196V199H68V203L65 201V200H67V199H63V197H65V196H62V195H64V194H62V193H65L64 191L67 189V188H70L69 186H71V185H69L65 190H62L61 188L60 189H58V188H56V187H58L57 185H56V173L55 172H53V173H48V172H46L45 170H44V168H43V164H45V163H49V158H50V156L48 157V156H45L44 154L45 153H43V154H40L39 152H38V150H39V148L41 147H39V143L36 145V143L34 144V142L31 140V138L30 137H28V136H24V135H22V133L21 134H18L19 136H16V135H12V130H13V125H15V124H13V119H9V121H8ZM31 119V118H30ZM29 119V120H30ZM64 119V118H63ZM62 119V120H63ZM66 119V118H65ZM144 119V120H143ZM154 119V118H153ZM152 119V120H153ZM161 119V118H160ZM175 119H178V118H175ZM184 119V118H183ZM183 119H182V121H183ZM196 119H198V118H196ZM208 119H209V117H208ZM216 119H219V117H217ZM238 119V120H239ZM246 119V118H245ZM258 119V118H257ZM262 119H263V117H262ZM11 120V121H10ZM17 120V119H16ZM29 120H27V122L29 121ZM59 120H61V119H59ZM91 120V119H90ZM94 120V119H93ZM97 120V119H96ZM149 120V119H148ZM155 120H156V117H155ZM169 120V121H170ZM206 122H207V120L206 119H204ZM227 119H225V121H226ZM237 120V119H236ZM242 120V119H241ZM241 120H239V123L241 122ZM146 121V120H145ZM165 121H167V120H165ZM178 121V120H177ZM185 121V120H184ZM183 121V122H184ZM190 121V120H189ZM188 121V122H189ZM204 121V122H205ZM210 121H213L212 119L210 120ZM217 121V120H216ZM225 121H223L222 123L220 122L219 123V121H218V123L219 124H223ZM227 121H229V119L227 120ZM226 121V122H227ZM243 121V120H242ZM245 121H247V120H245ZM12 122V123H11ZM26 122V121H25ZM30 122V121H29ZM28 122V126H29V128H27V126H26V128H27V130H32V129H34V131H32V133L34 132V134H35V136L37 135L36 133H35V129H36V127H35V125H34V123L36 122H31V123H29ZM95 122V121H94ZM93 122V123H94ZM176 122V121H175ZM186 123L187 124V126H188V124L189 123ZM201 122V121H200ZM214 122H215V120H214ZM8 123H9V125H8ZM171 123H173V121L171 122L170 121V123L169 122H167V123H165V124H167L168 126L171 124ZM179 123H181V121L179 122H177V124H179ZM192 123V122H191ZM202 123H203V121H202ZM208 123V122H207ZM211 123V122H210ZM216 124H217V122H215ZM232 123V122H231ZM236 123V122H235ZM13 124V125H12ZM175 124V123H174ZM176 124V125H177ZM184 124V123H183ZM212 124V123H211ZM214 124V123H213ZM212 124V125H213ZM226 124V123H225ZM227 124H228V122H227ZM226 124V125H227ZM13 127H12V126ZM39 125V124H38ZM164 125V124H163ZM166 125V126H167ZM171 125H173V124H171ZM175 125V126H176ZM182 125V124H181ZM180 125V126H181ZM193 125H194V123H193ZM192 125V126H193ZM196 125V124H195ZM230 125H232V124H230ZM40 126V125H39ZM165 126V125H164ZM175 126H174V128H175ZM180 126L179 125H177L176 127H177V129H178V127L180 128ZM183 126V125H182ZM181 126V127H182ZM191 126V125H190ZM222 126V125H221ZM220 126V127H221ZM224 126V125H223ZM222 126V127H223ZM228 126V125H227ZM235 126H236V124H235ZM35 127V128H34ZM195 127V126H194ZM206 127V126H205ZM212 127V126H211ZM215 127V126H214ZM225 127V126H224ZM232 127H234V125L232 126ZM25 128V129H26ZM91 128H93V127H91ZM237 128V127H236ZM235 128V129H236ZM166 131H165V130ZM181 129V128H180ZM180 129H178V130H180ZM185 128H183L182 127V129H181V131H183ZM188 129V131L189 132H191V130L192 129H190L189 130V127L187 128ZM195 129V128H194ZM193 129V130H194ZM199 129H202V128H198V130ZM213 129V128H212ZM219 129H221V128H219ZM225 129H227V128H225ZM231 129H233V128H231ZM238 129V128H237ZM22 130V129H21ZM26 130V132H28ZM30 130V131H31ZM206 130V129H205ZM209 130V129H208ZM223 130H224V128H223ZM8 131V132H7ZM11 133H10V132ZM24 130H22V132H23ZM91 131V130H90ZM185 131H186V129H185ZM188 131H186L187 133H188ZM197 131V130H196ZM195 131V132H196ZM202 131V130H201ZM204 131V130H203ZM229 131V130H228ZM231 131V130H230ZM235 131V130H234ZM238 131V130H237ZM9 134V135H7V133ZM13 132L15 133V132H18L17 130L16 131H14L13 130ZM39 132V131H38ZM199 132H200V130H199ZM198 132V133H199ZM205 132V131H204ZM212 132V131H211ZM217 132V131H216ZM224 132V131H223ZM25 133V132H24ZM30 133V132H29ZM164 133H167L169 136H167L168 138L170 137V139H167V137H165L167 134H165L164 136H163V134ZM179 133H180V131H179ZM183 134L185 133V132H182ZM186 133V134H187ZM202 133V132H201ZM208 133V132H207ZM214 133V132H213ZM219 133V132H218ZM222 132H220V134H221ZM231 133V132H230ZM4 134H6V135H4ZM31 134V133H30ZM89 134H90V132H89ZM181 134V133H180ZM179 134V137L181 136ZM196 134H197V132H196ZM229 134V133H228ZM235 134V133H234ZM239 134V133H238ZM242 134V133H241ZM189 135H193L192 133H190ZM188 135V136H189ZM202 135V134H201ZM204 135H205V133H204ZM215 135H216V133H215ZM240 135V134H239ZM32 136H34L33 134H32ZM187 136V135H186ZM185 136V137H186ZM198 136V135H197ZM200 136V135H199ZM197 137V140H198V142H196V141H194L195 143L193 144V145H195L196 143H199L200 141H199V139L198 138H200V137ZM228 136V138H225L224 137V135H222V137L223 138H225L226 140H229V135H227ZM235 136H238V135H235ZM247 136H249V135H247ZM90 137V136H89ZM164 137H165V139H164ZM183 137H184V135H183ZM183 137H181V138H183ZM185 137H184V139H185ZM203 137V136H202ZM201 137V138H202ZM216 137H219V136H216ZM221 137V138H222ZM240 137H241V135H240ZM239 136H238V138H240ZM246 136H244V134H243V138H245ZM255 137H257V136H255ZM255 137H253L254 139H255ZM34 138V137H33ZM32 138V139H33ZM92 138V137H91ZM96 138V137H95ZM191 138V137H190ZM203 138H206V137H203ZM220 138V137H219ZM221 138H220V140H221ZM231 138H232V135H231ZM230 138V140H232V142H233V139L234 138H232L231 139ZM237 138V137H236ZM247 138V137H246ZM261 138V137H260ZM36 139V138H35ZM183 139V140H184ZM251 139V138H250ZM258 139V138H257ZM264 139V138H263ZM190 140V139H189ZM192 140H193V138H192ZM207 140V139H206ZM216 140H218V139H216ZM215 140V141H216ZM225 140V141H226ZM235 140H238V139H235ZM239 140H241V139H239ZM243 140V139H242ZM247 140V139H246ZM35 141V140H34ZM38 141V140H37ZM184 141H186V140H184ZM203 141V140H202ZM201 141V142H202ZM208 141H206V143L208 142ZM51 142V141H50ZM193 142V141H192ZM208 142V143H209ZM219 142V141H218ZM229 142V141H228ZM232 142L230 143V145L232 144ZM241 142V141H240ZM248 142V141H247ZM252 142H254V140L252 141ZM251 142V143H252ZM256 142H257V140H256ZM260 142H261V140H260ZM262 142H263V140H262ZM221 143V142H220ZM226 143V142H225ZM243 143H244V141H243ZM249 143V142H248ZM264 143V142H263ZM47 144V143H46ZM46 144L44 145V146H46ZM218 144V143H217ZM234 144V143H233ZM237 144V143H236ZM242 144V143H241ZM253 144V143H252ZM259 144V142L257 143V145ZM191 145V144H190ZM201 145H202V143H201ZM206 145V144H205ZM208 145V144H207ZM210 145H211V147H210ZM219 146H216L217 148L218 147H220V144H218ZM245 145V144H244ZM243 145V146H244ZM197 146V145H196ZM198 146H199V148H195V152H196V149H198V151H199V149H200V144H198ZM197 146V147H198ZM203 146H204V144H203ZM229 146V145H228ZM233 146V145H232ZM245 146H247V145H245ZM244 146V148H246ZM210 147V148H209ZM234 147H235V145H234ZM236 147H237V145H236ZM249 147V146H248ZM253 147H254V145H253ZM256 148H259V147H257V146H255ZM262 147H263V145H262ZM261 147V148H262ZM194 148V147H193ZM226 148H227V146H226ZM230 148H232V147H230L229 146V148H227V149H230ZM239 148V147H238ZM238 148H236V149H238ZM241 148V147H240ZM239 148V149H240ZM250 148H251V145H250ZM250 148H248V149H250ZM261 148H259V150L260 151H262L261 150ZM264 148V147H263ZM238 149V150H239ZM247 148H246V150L248 151V153H249V155H251L250 154V151L248 150ZM165 150V151H166ZM187 150V151H186ZM188 150H190V151H188ZM206 150V151H205ZM231 150V149H230ZM235 150V149H234ZM237 150V151H238ZM242 150H244V149H242ZM241 150V151H242ZM245 150V151H246ZM43 151V150H42ZM41 151V152H42ZM162 151V152H161ZM237 151H232V153L231 154H235V155H237L235 152H237ZM251 151H252V149H251ZM254 151H256V150H254ZM254 151H253V153H254ZM259 151V152H260ZM2 152H4V151H2ZM186 154H185V153ZM187 152H189L188 154H187ZM194 152V151H193ZM217 152V153H216ZM220 152H222V153H220ZM228 152H229V150H228ZM231 152V151H230ZM239 152H240V150H239ZM242 152H244V151H242ZM264 152V151H263ZM48 153V152H47ZM46 153V154H47ZM172 153V152H171ZM201 153H203V154H201ZM221 154V156H219V154ZM238 153V152H237ZM247 153V152H246ZM253 153H252V155H253ZM256 153V152H255ZM255 153H254V155H255ZM216 154H218V155H216ZM231 154H230V156H231ZM240 154V153H239ZM238 154V156H240ZM241 154H245V152L244 153H241ZM259 154L260 153H258V157H259V159L261 158L260 156H259ZM148 155V157H146ZM229 155V154H228ZM264 155V154H263ZM158 156H160V154L158 155ZM174 156H176V155H174ZM216 156H218V158L216 157ZM244 156V155H243ZM256 156V155H255ZM78 157H79V154H78ZM223 158V160H225V162H226V159L228 160V158H229V161H227L226 163H222L223 161L221 160V161H219L220 159H222ZM226 157V158H225ZM248 156H246V158H247ZM51 158H52V156H51ZM150 158V159H151ZM172 158H173V154H172ZM172 158H170V159H172ZM239 158V157H238ZM91 159V160H92ZM140 159V158H139ZM148 159V160H147ZM218 160V163H217V161L216 160ZM240 160H241V158H239ZM263 159V158H262ZM11 160V161H12ZM232 160V159H231ZM173 161V160H172ZM253 161H255V159L253 160ZM253 161H250V162H252V163H250V164H253ZM258 161H262L261 159L260 160H256V164L258 163ZM264 161V160H263ZM145 162V161H144ZM236 162V161H235ZM246 162V161H245ZM249 162V161H248ZM248 162H247V164H248ZM71 163H73V161L71 162ZM223 165H222V164ZM263 163V162H262ZM261 162H259V164L261 165L262 164ZM16 164V163H15ZM14 164V165H15ZM19 163H17V165H18ZM143 164V163H142ZM145 164H146V162H145ZM172 164V163H171ZM232 164V165H231ZM240 164V163H239ZM246 163L244 164V166L245 165H247ZM16 165V166H17ZM47 165H50V164H47ZM135 166L137 165V166H139L140 165V163H139V165H138V162H135V164H134ZM172 165H174V164H172ZM172 165H170L171 167H172ZM242 166H243V164H241ZM254 165H255V162H254ZM263 166H264V164H262ZM236 166H237V164H236ZM235 166V167H236ZM248 166V165H247ZM253 165H251V166H248V168L249 167H252ZM45 167H47V166H45ZM170 167V168H171ZM246 167V166H245ZM253 167H255V166H253ZM18 168V167H17ZM140 168H142V167H140ZM140 168H138V169H140ZM162 168V167H161ZM170 168H169V171H170ZM247 168V169H248ZM18 169V170H19ZM26 169H27V171H26ZM171 169H173V168H171ZM237 169H238V171H237ZM242 169V170H241ZM255 169H257L258 170V168H256L255 167ZM260 169H261V167H260ZM47 170V169H46ZM251 169H249V171L248 170H245V171H248V172H251V173H253V171L254 170H251ZM257 170H255L256 172H257ZM262 170H264V168L262 169ZM261 170V171H262ZM47 171H49V170H47ZM169 171H168V173H169ZM254 171V172H255ZM259 171V170H258ZM261 171H259L257 174H256V172H255V174L258 176L259 175V173H261ZM167 172V171H166ZM224 172H226V173H228V174H230L231 175V177L233 178V179H235L236 180V183L234 182V186L233 187H230L227 183H225L224 181H219L218 180V189H215V191H214V189L212 188V186L213 185H211V183H212V181L214 182V181H216L217 180V178L219 177V175L220 174H222V173H224ZM242 173L243 172V176L242 177H240L242 174H239V173ZM248 172H246V173H248ZM264 171H262V173H263ZM55 173V176L53 175ZM168 173H166V174H168ZM106 174H107V176H106ZM172 175V173H169V175ZM239 174V175H238ZM249 174V173H248ZM254 174V173H253ZM108 175L111 177H108ZM99 176H100V174H99ZM151 176V175H150ZM177 176V177H176ZM214 176V177H213ZM238 178H237V177ZM247 176V178L244 180V178ZM249 176H252L251 174H249ZM256 176V177H257ZM259 176H261V177H263L262 176V174L261 175H259ZM152 177V176H151ZM216 177V180H214V178ZM173 178V179H172ZM213 178V180H211ZM260 178V177H259ZM264 178V177H263ZM263 178H260L261 180H263L264 181V179ZM71 179H72V177H71ZM103 179V178H102ZM156 179V178H155ZM255 179V178H254ZM254 179H253V182H254ZM257 179H258V177H257ZM257 179H255V180H257ZM153 180V179H152ZM151 180V181H152ZM71 181V180H70ZM101 181V180H100ZM104 181V180H103ZM109 181V180H108ZM210 181H211V183H210ZM260 181V180H259ZM58 182V181H57ZM114 182H113V184H114ZM247 182V183H246ZM253 182L251 183V184H253ZM256 182V181H255ZM258 182V181H257ZM179 183H181V185H184V190H183V188L180 190V185H179ZM259 183V182H258ZM258 183H254L255 185L256 184H258ZM261 183V182H260ZM54 184L56 185V186H54ZM71 184V183H70ZM75 184V185H76ZM214 185L216 184L215 182L213 183ZM74 185V187H73V185H72V187L74 188V189H76L75 186ZM95 185H97V184H95ZM248 186V185H247ZM250 186V185H249ZM256 186H258V188H259V185H256ZM53 187V188H52ZM92 187H94V186H92ZM92 187L91 188H89V189H91V191L93 190L92 189ZM96 187V186H95ZM117 187V186H116ZM183 187V186H182ZM216 187V186H215ZM263 187V188H262ZM118 188H117V190H118ZM187 188H189L190 190H192V191H190L189 189H187ZM217 188V187H216ZM252 188H253V185H252ZM262 188V189H261ZM64 189V188H63ZM95 189V188H94ZM116 189V188H115ZM60 190H62V192L60 191ZM121 190V192H124V191H122V189H120ZM188 190V191H187ZM216 190L217 191H220V192H216ZM253 190H254V188H253ZM68 191H70V190H68ZM79 191V190H78ZM88 192H89V190H87ZM95 191V190H94ZM98 191V190H97ZM125 191V192H126ZM256 191V190H255ZM67 192V191H66ZM88 192H84V193H87L88 194ZM120 192V191H119ZM118 192V193H119ZM186 192H188V193H186ZM191 194H190V193ZM257 192V191H256ZM260 192H258V193H260ZM62 195H61V194ZM72 193V192H71ZM78 192H76V194H77ZM84 193L82 194V195H84ZM68 194H70V192L68 193ZM81 194V193H80ZM124 194V193H123ZM127 194V193H126ZM187 194H190V195H188V197H187ZM65 195H66V193H65ZM82 195H80V196H82ZM113 195V194H112ZM128 195V194H127ZM73 196V197H74ZM78 196H79V194H78ZM86 196V195H85ZM118 196V195H117ZM125 196V195H124ZM113 197V196H112ZM130 197V200L129 201H131V198ZM67 198V197H66ZM108 198V197H107ZM111 199V198H110ZM114 198H112V200H113ZM116 199V198H115ZM128 199H129V197H128ZM132 199V200H133ZM76 200V203L74 202ZM108 200V199H107ZM126 200H127V198H126ZM192 200V199H191ZM109 201V200H108ZM31 202H29L30 204H33V203H31ZM69 202L72 204V206H71V204L69 205ZM110 202V204H111V201H109ZM118 202V201H117ZM116 201H115V203L116 204H113L114 203V201H113V203L111 204V206L114 208V209H116L118 206H119V203L120 202H118L117 203ZM133 202V201H132ZM135 202V201H134ZM181 202H180V204H181ZM190 202H192V201H190ZM194 202H195V199H194ZM122 203V202H121ZM120 203V204H121ZM129 203V202H128ZM182 203V204H183ZM187 203V202H186ZM186 203H185V205H186ZM189 203V202H188ZM187 203V204H188ZM197 203V202H196ZM204 203V204H203ZM109 206H110V204L109 203H107ZM75 205V206H76ZM82 205H83V202H82ZM103 205V204H102ZM189 205V204H188ZM190 205H193L192 203L190 204ZM189 205V206H190ZM197 205V204H196ZM95 206V205H94ZM93 206V207H94ZM105 206V204L103 205V207ZM108 206V207H109ZM110 206V207H111ZM121 206H122V204H121ZM120 206V207H121ZM135 206V205H134ZM134 206H133V208H134ZM77 207V206H76ZM81 207V206H80ZM79 207V208H80ZM83 207H85L84 205H83ZM92 207V208H93ZM102 207V208H103ZM107 207V206H106ZM105 207V208H106ZM109 207V209L108 210H113V208L111 207L110 208ZM86 208V207H85ZM97 208V207H96ZM100 208V207H99ZM98 208V209H99ZM136 208V207H135ZM89 209V208H88ZM95 209V208H94ZM93 209V210H94ZM107 209V208H106ZM119 210H120V208H118ZM80 210H82L81 208H80ZM119 210H116L117 212L119 211ZM122 210V209H121ZM135 210V209H134ZM78 211V210H77ZM91 211V210H90ZM99 211H103L104 212V209L103 210H99ZM136 211H138V210H136ZM174 211V210H173ZM172 211V212H173ZM81 212V211H80ZM83 212V211H82ZM85 212V211H84ZM83 212V213H84ZM87 212H89V211H87ZM120 212V211H119ZM140 212V211H139ZM142 213H140V214H142ZM200 213V212H199ZM99 214V213H98ZM100 214H102V213H100ZM59 215H57V216H59ZM63 215V216H62ZM92 215V214H91ZM103 215V214H102ZM115 215H116V212H115ZM200 215V214H199ZM40 216V217H39ZM94 216V215H93ZM101 216V215H100ZM99 216V217H100ZM109 216V215H108ZM107 216V217H108ZM60 217V216H59ZM104 217V216H103ZM114 217V216H113ZM113 217H111L110 216V218H113ZM116 217V216H115ZM118 217V216H117ZM197 217V216H196ZM105 219H107L106 217H104ZM109 218V217H108ZM109 218V219H110ZM203 218H205V216H203ZM92 219H94L93 217H92ZM98 219V218H97ZM103 220V221H106V220ZM197 219V218H196ZM73 220V221H72ZM95 220V219H94ZM98 220H100V219H98ZM110 220H112V219H110ZM114 221L113 222H115L116 220L115 219H113ZM199 220V219H198ZM206 220V221H207ZM78 221V222H79ZM87 221V222H88ZM92 221V220H91ZM251 223L253 224V226L256 228V230H258V231H263L264 230V217L263 216H254V217H252L251 218ZM77 222V223H78ZM93 222V221H92ZM91 222V224H90V236H88V234H87V236L88 237H90V238H88V237H85L86 239L85 240H83L80 244L79 243H77L78 244V251L80 252V253H78V254H82V255H91V256H93V258L95 259V260H97V262H105L106 260V262H109L110 260L109 259H112L113 257H115L116 255H117V253L118 252H120V251H122V252H124V253H121V254H119L118 255V257L120 256V258L118 259V264H125V263H130V264H154V263H152L151 262V260H153V259H150V258H153V257H151L150 255H151V253L153 252V251H156V250H153L152 252H150L147 248L149 247V246H145V242H143V244L142 243H140V241H136L134 238V240L132 239V240H130V239H128V236L126 235V233H127V231H125V229H124V227H122V226H124L123 224H121L120 225V223H121V221H120V223L118 224V221L117 222H115L116 223V225L114 226V224H112V222L110 221V222H106V223H104V222H102V223H97V222H95V223H92ZM203 222V221H202ZM74 223V222H73ZM72 223V224H73ZM80 223V222H79ZM84 223H86V221L84 222ZM107 223H111L110 225L108 224L107 225ZM164 223V224H165ZM81 225H84V224H81ZM119 225V226H118ZM126 225V224H125ZM89 226V225H88ZM126 226H129V224L127 223V225ZM171 226V224L169 225V229H171V228H173V227H170ZM201 226L203 227V225H202V223H201ZM205 226V225H204ZM85 228V227H84ZM201 228V227H200ZM192 229V228H191ZM83 230V229H82ZM127 230V229H126ZM172 230V229H171ZM198 230H199V227H198ZM88 231V230H87ZM87 231H85L84 230V233L85 232H87ZM129 231V230H128ZM173 231V230H172ZM183 231V230H182ZM185 231V230H184ZM187 231V230H186ZM185 231V232H186ZM194 231H196L197 232V230L195 229ZM126 232V233H125ZM129 232H131V231H129ZM185 232H183V233H185ZM82 233H83V231H82ZM82 233L80 234V235H82ZM181 233V232H180ZM179 233V234H180ZM189 233H191V232H188V234ZM178 234V235H179ZM188 234H185L186 235V237H187V235ZM79 235V236H80ZM194 235V234H193ZM193 235H188V236H191L190 238H192L193 237ZM83 236V235H82ZM129 237H130V234H129ZM185 237V238H186ZM187 238H189V237H187ZM80 239H81V237H80ZM84 239V238H83ZM79 241H81V240H79ZM135 241V242H134ZM186 241H187V239H186ZM191 241V240H190ZM142 242V241H141ZM188 242V241H187ZM194 242V241H193ZM196 244H198L199 243V241H198V243L197 242H195ZM211 243L213 244V245H211ZM147 244V243H146ZM189 244V243H188ZM190 245V244H189ZM193 245H194V243H193ZM193 245H192V247H193ZM237 245V244H236ZM191 246V245H190ZM197 246V245H196ZM196 246H194L195 247V249H194V247H193V249L194 250H196ZM147 247V248H146ZM225 248V250H223L222 248ZM76 249H77V247H76ZM190 249H192V248H190ZM235 250L236 252L234 253L232 250ZM199 251H197L196 253L197 254H199L198 252ZM193 252H195V251H193ZM157 253H159V252H157ZM164 252H162V254H163ZM167 253V252H166ZM123 254H125V255H123ZM150 254V255H149ZM192 254V253H191ZM195 254V253H194ZM206 254V253H205ZM155 255V254H154ZM168 255V254H167ZM190 255V254H189ZM193 255V254H192ZM196 255V254H195ZM200 255V254H199ZM198 255V256H199ZM150 256V257H149ZM161 256V255H160ZM170 256V255H169ZM172 256V255H171ZM200 256H202V255H200ZM88 257V256H87ZM111 257V258H110ZM162 257V256H161ZM205 257V256H204ZM231 257V256H230ZM230 257L228 258L229 259V261H232V258L230 259ZM108 258V259H107ZM174 258V257H173ZM191 258H193V256L191 257ZM105 259V260H104ZM114 259V258H113ZM169 259H170V257H169ZM167 260L166 262H165V264H170L169 262L171 261V259L170 260ZM115 260H117V258L115 259ZM115 260H113V262L112 263H115L116 261ZM155 260V259H154ZM158 260V259H157ZM174 260H177V259H175L174 258ZM192 260H194V258L192 259ZM199 260V259H198ZM202 260V259H201ZM115 261V262H114ZM159 261V260H158ZM163 260H161V262H162ZM180 261V260H179ZM182 261V260H181ZM111 262V261H110ZM173 262V261H172ZM183 262V261H182ZM196 263L195 264H197V263H199V262H197V261H195ZM174 263V262H173ZM178 263H180V262H178ZM177 263V264H178ZM209 263V262H208ZM106 264H111V263H106ZM156 264H158V263H156ZM176 264V263H175ZM181 264V263H180ZM199 264H201V263H199ZM229 264V263H228ZM231 264H233V263H231ZM258 264H264V258L262 259V260H260V262H258Z\"/></svg>",
  "mask_w": 264,
  "mask_h": 264
},
{
  "label": "crops",
  "instance_id": "3",
  "mask_svg": "<svg viewBox=\"0 0 264 264\" xmlns=\"http://www.w3.org/2000/svg\"><path fill=\"white\" fill-rule=\"evenodd\" d=\"M239 211V209L231 208L225 214L223 217L225 227L234 231L235 242L246 246V252L250 257H264V235L256 230L251 221L247 220L244 214H240Z\"/></svg>",
  "mask_w": 264,
  "mask_h": 264
},
{
  "label": "built area",
  "instance_id": "4",
  "mask_svg": "<svg viewBox=\"0 0 264 264\" xmlns=\"http://www.w3.org/2000/svg\"><path fill=\"white\" fill-rule=\"evenodd\" d=\"M102 154H105V152H101ZM228 233H229V239H226L227 241H224L225 247H227L226 245L230 246L231 245V237L234 236V231L232 229H227Z\"/></svg>",
  "mask_w": 264,
  "mask_h": 264
}]
</instances>
